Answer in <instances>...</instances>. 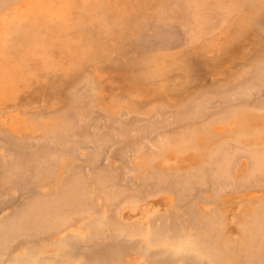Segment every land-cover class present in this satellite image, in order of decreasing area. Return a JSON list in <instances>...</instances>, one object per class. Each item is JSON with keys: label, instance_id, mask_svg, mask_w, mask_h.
Returning a JSON list of instances; mask_svg holds the SVG:
<instances>
[{"label": "rangeland", "instance_id": "rangeland-1", "mask_svg": "<svg viewBox=\"0 0 264 264\" xmlns=\"http://www.w3.org/2000/svg\"><path fill=\"white\" fill-rule=\"evenodd\" d=\"M185 0H141V1H139V3H138V7H136V14L131 18V20L132 21H136L137 22V24H135L136 25V28H135V25H132L130 28H131V35L128 37V38H132V37H134V39H137V38H145V35H148V33L149 34H151L152 33V31H153V33L155 32V31H158V33L157 32H155L154 34L152 33V35H150L151 37H153V35L155 36L156 34L158 35V38L159 37H162L161 39H163L164 37H165V41H166V43L165 42H162V43H160L161 42V39L159 40L160 42H155V43H153L155 40H153V39H155L156 37H153V39H152V44L151 43H146L145 44V46H141V49H142V51H143V53L145 54V53H147V55L146 56H150V57H157V56H159V55H163V54H177V55H182V54H187V55H185V57L181 60V61H179L178 62V64H177V66L175 67V68H169L170 70H168L167 71V73L165 74V75H163V76H160V77H156V76H152V75H150V76H148V75H144V74H139V73H136L135 71H133V69L132 68H129V66H128V61L127 60H125V59H123V57H121L120 55H117V56H115V58H114V61L112 62V63H106V64H102L100 67H99V69L98 68H92V66H89L87 69H86V72H85V74H86V76L88 75V74H90V76L92 77V75L94 74V72H95V75L93 76L94 78H93V85L91 86V88L89 89V87L90 86H88L90 83H88V82H90V80L87 82V83H85L86 85L84 86V84H83V82H81L83 79H80V81L77 83H74L73 84V86L72 87H68L69 85H72V83H71V81L69 80V79H66V80H62V79H60L58 76H55V77H47V76H39V79H38V83H36V84H30V83H28V86H25L24 88H26V92L24 93H21L20 95H17L16 97H15V100L13 101L14 103H15V105H11V106H13V107H10L11 109V111L10 112H12L13 114H14V117L15 118H18L19 120L18 121H22V120H24L25 118H27V119H31V120H37V125L40 127V128H38L39 130H41V129H43V128H46V127H49L50 128V130H51V134L53 135V137H51L50 138V140H48L49 138H47V139H44V141H46L47 140V142L46 143H44V141H39L41 144H39V142H23V143H25L26 145H27V148H26V145L25 144H23V143H16L18 146L20 145V149H14V145H12V144H14L13 142H10L9 140H7L6 138H3V137H1V135H0V201H2V202H0V220H2V219H6L5 217H9V215H11L12 216V214L14 215L15 213H16V215H18L19 213L18 212H23L24 210H26L27 208L29 209L30 207H32V208H36V207H39L38 205H40L41 206V209H43L44 208V210H41V211H39V210H37L36 209V213H32L30 216L32 217H30V219H29V221L27 222V223H25L26 222V219H25V221H24V223L23 222H21V223H23L24 224V228L23 229H25L24 230V234H26L27 235V238H28V240H27V238H26V235H24L25 237H21V234H18V236H20V238H22V240L20 239V238H17L16 237V235H17V233L19 232H17V233H15L16 235H13L11 238H13V241H11V240H7V241H11V242H7L6 241V250H3L4 252H5V254L6 255H2L1 256V258H0V261L2 262V263H4V264H6V262L9 260V257H12L19 249H20V247H24L25 246V249H26V251H25V253L24 254H26L27 255V251H28V253H30V251H31V254H28V256L27 257H29L28 258V260H31V261H28V260H26V261H28L26 264H36V262L39 264V262H40V264H45V263H48L47 261H48V259L50 258L51 260H52V262H49L50 264H129V263H135V264H175V262H176V260H177V264H182V263H186V261H181L180 260V255L179 256H177L176 255V257H175V255L174 254H171V255H173V256H170V257H168V253H167V255H166V250L168 249V248H174L173 246V244L178 240L179 241V239H180V237H181V235H182V232L184 233L185 231H191V232H194L195 230H196V228L200 225V223H202L203 221V219L205 218V217H207V216H210L211 214H213L212 212H214V222H215V224L216 225H214L213 223L214 222H209V225L211 224V226L212 227H214V228H210V227H208V228H210L209 229V235H212V237H214L212 240H211V242L213 243L212 244V246L214 247V248H210L209 250L211 251V252H214V250H215V252L214 253H217L216 255H218V258H219V260H220V258H222L223 257V255H224V257H225V254L224 253H231V254H229L228 255V259H226L227 261L229 260H234V261H232V263H231V261L229 262H225L226 260H225V258H222L221 259V261H220V263H219V261H217V262H215V263H213V264H234V263H236V261L237 262H239L238 264H264V227H262L263 228V230L262 229H260V228H258V229H256V234H255V232H249L248 234L247 233H245L244 234V236H243V234H242V226H243V224H248L249 225V217L250 216H254V215H256V214H258L257 213V209H256V204L258 203V201L260 202V201H264V185H262L263 183L262 182H260V181H258V180H255L256 182H260L261 183V187L260 188H258V186L255 184H253V180L254 179H256V177L258 176V178L257 179H260V178H263V177H260L259 176V174H257V173H255V174H257V175H255V176H253L254 178H252V176L251 177H249L250 176V172H251V170H249V168H248V166L250 165L249 164V162H250V160H249V156H250V149H249V152H248V147L249 146H247V148H246V145H251V144H254L256 141H259L260 142V140L262 141V140H264V126H263V123H264V119H263V117L260 115L259 116V114H261L260 112H259V109L261 110V107L259 106V105H264V86L260 83V82H262L263 80L262 79H260L259 78V73L260 74H263V70H264V0H255L256 1V6H255V1L254 0H248V1H246V0H229V2L230 1H232L233 2V4L234 5H236V6H239L238 8H236V9H234L233 10V13L234 14H232V9L233 8H235V7H233L234 5L233 4H230V3H232V2H228V0L226 1L227 3H228V5H227V3H225V0H222L223 2L221 3V0H220V5H222L223 3H225V5H227V7L225 6V8H224V6H222V9L223 10H225L226 8H227V10L226 11H228V10H230L229 8H231V12L230 11H228V12H226V11H224L223 12V14L222 15H225L226 13H228V15L226 14L224 17L221 15L220 16V14L222 13V11L221 12H218L219 13V15L217 14V12L216 13H212V10L214 9V12L218 9V7L220 8V5L219 4H217V3H219V2H217V1H219V0H204V2L203 1H201V0H195V4H192L193 2H194V0L193 1H191L190 0V2H192V3H189L188 1L189 0H186L187 1V3H186V1L184 2ZM198 1H200L199 2V7L201 6L202 8H199L200 9V12H201V10L203 9V11L205 12V13H207L206 15H205V13L203 12H201V14H203L202 16H201V14L199 15V14H197V13H195L197 10V6H195L196 5V2L198 3ZM217 3H216V2ZM239 3H238V2ZM243 1V2H242ZM121 2V1H120ZM174 2V3H173ZM205 2H207L208 4H206ZM211 4H210V3ZM213 2H214V4H216V6H217V9L216 8H214L213 7V9H212V7L211 6H213L214 4H213ZM236 4H235V3ZM240 2H242V3H240ZM173 3V4H172ZM186 3V7H188V8H186L185 7V5H183V4H185ZM201 3V4H200ZM203 3H205V4H203ZM244 3V4H243ZM253 3V4H252ZM187 4H189V6H191V7H189ZM239 4V5H238ZM173 5V6H172ZM203 5H204V7H203ZM229 5H231V7H229ZM240 5H242V6H240ZM248 5V6H247ZM255 7H254V6ZM170 8H169V7ZM192 6H194L193 8L195 9V11H192V13L195 15V17L197 16V15H199L198 16V18H200V16L201 17H203L204 18V16H207L206 18V20L209 22L210 21V15H209V13L211 14L212 13V19H213V21H211V23H210V26L208 27L209 28V31H208V28H207V24H209V23H207L206 24V22L207 21H205V20H203V18H200L199 20H198V18L196 19V20H194L195 19V17H194V15L192 16V13L191 12H188V10L187 9H190L189 11H191V10H193V9H191L192 8ZM215 6V5H214ZM244 6V7H243ZM185 7V8H184ZM207 7H210V8H208V10L206 9ZM229 7V8H228ZM251 7V8H250ZM181 9L182 11H180V12H183L182 14H183V16H184V14H185V16H184V18L181 16L182 14L179 12V10L178 9ZM183 8V9H182ZM170 9V10H169ZM177 9V10H176ZM198 9V10H199ZM211 9V12L209 11ZM216 9V10H215ZM238 9V10H237ZM241 9V10H240ZM174 10V11H173ZM221 10V9H220ZM219 10V11H220ZM170 11V12H169ZM185 11V12H184ZM209 11V12H208ZM257 11V12H256ZM174 12V13H173ZM175 12L177 13L176 15H175ZM140 14H142V15H140ZM149 14V15H148ZM168 14V15H167ZM179 14H181L180 16H179ZM187 14H188V17H189V19H191V18H194L193 20L196 22V23H192V19H191V21H190V23H192V27H193V25L194 26H197V25H195V24H197V22H201V23H203V21H205L204 22V25H206V26H203L202 27V25H201V23H200V25H201V27H202V30L204 29V31L206 30V32H209V33H206V32H203V31H201L200 30V25L199 26H197V27H199V30L202 32V33H204V35H201V36H203V37H205L204 38V40H202L203 38H200V39H197V42H193V37L192 36H194V34L196 33V29H195V27H193V28H191V31L190 32H188V33H190L191 35H189V39H190V37L192 38V42L190 41V40H188V39H186L187 40V42L189 43V42H191V43H193L192 44V47H190L191 46V43H187V45H189V46H187V45H185L186 43V41H185V39H184V37L186 36V35H188V34H184L183 32L185 31V29H187L188 27H189V29H190V23H189V19L188 20H186L188 17H187ZM191 14V16H189ZM197 14V15H196ZM217 14V15H216ZM232 14V15H231ZM158 16V17H156V16ZM160 15V16H159ZM140 16V17H139ZM180 18V20L178 19V17ZM153 17V18H152ZM161 17V18H160ZM171 17H173L172 19H171ZM176 17V18H175ZM181 17H182V19H183V22L186 24H184V26L183 27H185L184 28V30L182 29L183 27L181 26V25H179V21L183 24V22H182V19H181ZM186 17V18H185ZM191 17V18H190ZM142 19V22L140 23V19ZM166 18V19H165ZM177 19V20H175V19ZM208 18H209V20H208ZM159 19H160V21H159ZM168 19H169V21H168ZM185 19V20H184ZM205 19V18H204ZM211 19V20H212ZM224 19V20H223ZM226 19V20H225ZM166 20H167V22H166ZM171 20H172V22H171ZM179 20V21H178ZM203 20V21H202ZM155 21V22H154ZM162 21V22H161ZM178 21V23H174V22H177ZM193 21V22H194ZM166 22V26H165V28H164V23ZM173 23V24H171V23ZM168 23V24H167ZM180 23V24H181ZM187 23H189V24H187ZM141 24H143V26L141 25ZM176 24H178L179 25V27H178V25H176ZM214 24V26L215 27H213V26H211V25H213ZM141 25V26H140ZM170 25V26H169ZM176 27H175V26ZM189 25V26H188ZM139 28H138V27ZM148 26V27H147ZM174 26V27H173ZM188 26V27H187ZM154 27V28H153ZM155 27H156V30H155ZM171 27H172V29H171ZM196 27V28H197ZM210 27H213V29L211 28V30H210ZM144 28V29H143ZM170 28V29H169ZM175 28H176V30L179 32V34H178V32L175 30ZM180 28H181V30H180ZM154 29V30H153ZM167 31H166V30ZM193 29H195L194 31H192ZM169 30H171V31H169ZM173 30H175V31H173ZM183 30V31H182ZM198 30V31H199ZM199 31V32H200ZM169 32L172 34V36H174V37H172L171 36V34H169ZM174 32V33H173ZM177 32V34H178V38L179 39H177V34L175 35V33ZM186 32H187V30H186ZM185 32V33H186ZM193 32V33H192ZM195 32V33H194ZM147 33V34H146ZM159 33H161V34H159ZM182 33V35L184 36V37H182V35H180ZM197 34L199 35V34H201V33H198L197 32ZM197 34H195V36H197ZM208 34V35H207ZM211 34V35H210ZM168 35H170V36H168ZM207 35V36H206ZM210 35V36H209ZM176 36V37H175ZM195 36H194V38H195ZM147 37V36H146ZM148 37H149V35H148ZM150 37V38H151ZM170 37V38H169ZM181 37H182V39H184V40H182V41H185L184 42V46H183V42H181ZM198 37V36H197ZM196 37V38H197ZM209 37V38H208ZM186 38H187V36H186ZM195 38V39H196ZM208 38V39H207ZM151 40V39H150ZM169 40H170V42H169ZM172 40H173V42H172ZM179 40V41H178ZM199 40V41H198ZM206 40H208L207 42H205ZM177 42L178 41V43H177V45H176V43H174V42ZM200 41H203V42H201V44H200ZM168 42L170 43V44H168ZM179 42L181 43V45L183 46H178V44H179ZM205 42V43H204ZM159 43L162 45V44H164V46L166 45V46H170V47H166L165 46V49L163 48L164 46L162 45H160L159 46ZM151 45V46H153L154 47V49H153V47H152V49H151V46H149V45ZM154 44V45H153ZM157 45V46H156ZM174 45V46H173ZM196 45V46H195ZM172 46V47H171ZM176 46V47H175ZM178 46V47H177ZM197 46H200V47H197ZM144 47V48H143ZM156 47H159L158 49L156 48ZM181 47V48H180ZM148 48H150V49H148ZM156 48V49H155ZM164 49V52H161V49ZM184 48V49H183ZM187 48H188V50H187ZM148 49V50H147ZM162 49V50H163ZM174 50V51H171V50ZM178 49V50H177ZM181 49V50H180ZM151 50H156L155 52H157V53H159V51H160V53L159 54H153V53H155V52H152ZM165 50L167 51V50H170L169 52H171V53H168V52H165ZM175 50H177V51H175ZM186 50L188 51V52H186ZM146 51H148V52H146ZM152 53H151V52ZM180 51V52H179ZM186 52V53H185ZM151 54V55H150ZM160 62H162V60H159ZM165 64H168V63H166L165 62ZM260 65H261V67H260ZM258 68V69H257ZM88 70V71H87ZM92 70H94V72H92ZM91 73H90V72ZM244 71H245V73H244ZM256 71V72H255ZM248 72V74H249V76H247L248 74H246ZM262 72V73H261ZM244 73V74H243ZM256 73H258L256 76H258V78H257V81H256V83L258 84V86L260 85L261 86V88L263 87V91H262V89L261 88H259L258 86H257V84H256V86L260 89V91H259V89L257 88V92H256V95H257V93H259L256 97H254L255 96V94L253 93V91L255 90V89H253V87L255 88L256 86H255V84L253 85V83L255 82V81H252L253 83H250L251 81V77H253V75H254V77L256 78V76H255V74ZM244 75V77H245V74H246V81H248L249 79H248V77L250 78V82L247 84V86L245 85V83L243 84V81H245V80H243L244 79V77H243V75ZM162 75V74H161ZM242 75V76H241ZM250 75H251V77H250ZM89 76V75H88ZM264 76V75H263ZM263 76H261V77H263ZM90 77V78H91ZM241 77H243V79L241 78ZM236 78H237V80L238 81H236ZM239 78V79H238ZM95 79V80H94ZM186 79V80H185ZM240 79H242V80H240ZM254 79V78H253ZM261 81H260V80ZM258 80L260 81V82H258ZM81 82V83H80ZM92 82H91V84H92ZM236 84H235V83ZM238 82H242V86L244 85V86H246L247 88L245 89V87H244V91H248L247 92V94H249V93H252L253 94V96H250V95H252V94H249V98H247L248 97V95L247 94H245V96L247 95V97L245 98V96H243L242 95V89H237V86L236 85H238V88L240 87L239 86V84H238ZM263 84H264V82H262ZM81 86H80V85ZM90 84V85H91ZM99 84H100V86H99ZM214 84V85H213ZM235 84V85H234ZM241 84V83H240ZM31 85V86H30ZM231 85H233V88H230V87H232ZM83 86V87H82ZM8 87H11V86H8ZM68 87V88H67ZM77 87V88H76ZM84 87H86L85 89H86V91H88V92H86L85 90V93L83 92V91H79V90H83L84 89ZM88 87V88H87ZM100 87H101V89H100ZM211 87V88H210ZM220 87V88H219ZM223 87V88H222ZM227 87V88H226ZM249 87H251V89L249 88ZM67 88V89H66ZM93 88V89H92ZM219 88V89H218ZM228 88H230V89H228ZM66 89V90H65ZM77 89V90H76ZM211 89V90H210ZM214 89V90H213ZM222 89V90H221ZM89 90H90V92L91 93H89ZM92 90V91H91ZM201 90V91H200ZM207 90V91H206ZM218 90V91H217ZM230 90V91H229ZM235 91V92H233V91ZM240 90H242L241 92H240ZM220 91V92H219ZM225 91V92H224ZM243 91V92H244ZM256 91V90H255ZM78 93L79 94V92L83 95V94H85V95H87V96H84V99H85V101H83V105H86L85 107L82 105V106H80V104H79V99L81 98V96H80V98L78 97V100L77 99H74L75 97H73L74 96V94L73 93ZM83 92V93H82ZM197 92H198V94H197ZM233 92V93H232ZM238 92H240L239 93V95H238ZM88 93V94H87ZM175 93V94H174ZM209 93V94H208ZM230 93H232L233 94V96L235 97H231L232 96V94H230ZM237 93V94H236ZM90 94V95H89ZM194 94V95H193ZM205 94H207V98H205ZM221 94V95H220ZM224 94V95H223ZM235 94V95H234ZM241 94V95H240ZM262 95L263 97H261V98H259L260 96L259 95ZM92 95V96H91ZM191 95H192V97H191ZM208 95H212V98L214 97V98H217V99H214V101H212L213 99H211V97L209 96L208 97ZM220 95V96H219ZM227 95V96H226ZM230 95V96H229ZM95 98H94V97ZM134 96H137L138 97V99L140 100V103L139 104H142V103H144V102H151V103H149V106L151 107L149 110H148V104L146 103L145 104V106H137L138 108H139V110H137V112H136V110L135 109H132L134 112H136L137 114L135 115L134 113H126L125 111H119L121 108L122 109H130L131 110V108H130V105H132L133 103H132V101H133V97ZM227 97V99H224L223 97ZM236 96H241V99H240V97L238 98H236ZM242 96H243V98H242ZM91 97V98H90ZM101 97H103V99L101 98ZM194 97V98H193ZM220 97H221V99H220ZM230 97V98H229ZM251 97V98H250ZM104 98H106V99H104ZM188 98H192V99H189L188 100ZM206 100H205V99ZM223 98V99H222ZM234 99V101H233V99ZM245 98V99H244ZM263 98V99H262ZM88 99V100H87ZM194 99H195V101H194ZM197 99V100H196ZM199 99H204L206 102H210V105H211V107H210V105L208 106L207 105V108L209 107V108H212V111L211 110H207V111H202L201 112V108L203 107L204 109L203 110H205V109H207V108H205L206 106H205V104H206V102L204 103V101H202V100H199ZM208 99V100H207ZM211 99V100H210ZM230 99L232 100L231 101V104H232V106L234 107V105H236L237 103H243V102H245V101H243V102H241L243 99L244 100H246V101H248V103H245L246 104V108L247 107H249V108H247L246 109V111H247V114H249V113H251V116L253 115L254 117H250L249 118V122H250V124H252L253 126V129L251 130V131H244L243 130V128H242V126L239 124V122H237L236 120H233L232 122H231V124H232V126H230V128L233 130V133L232 134H230L229 133V127L227 128H225L224 130H222V131H216V130H210V124H209V122H210V119L208 120L209 122H204V123H206L205 124V126L206 127H204V124H202L203 123V121L204 120H207L208 119V117H211V115L213 114V113H216V111H217V113L218 114H220V113H222V112H220L221 111V109L223 108V110H225V109H228V108H226V107H229L230 105H229V101H230ZM239 99V100H238ZM248 99V100H247ZM174 100H176V102L175 103H170V102H174ZM188 102H187V101ZM210 100V101H209ZM219 100V101H218ZM226 100V101H225ZM250 100V101H249ZM258 100V101H257ZM78 101V102H77ZM168 102V103H163V102ZM186 101V102H185ZM192 101H194V102H192ZM198 101H200V102H202V105H204V106H202L201 108L199 107L200 105H201V103H200V105H199V103H198ZM240 101V102H239ZM87 102V103H86ZM105 102V103H104ZM183 103V102H185V104L184 105H182V107L180 106V107H177V105L179 104V103ZM225 102H227V103H225ZM235 102V103H234ZM77 103V104H76ZM132 103V104H131ZM160 103H163L165 106H163V105H161ZM170 103V104H169ZM177 103V104H176ZM192 103V104H191ZM198 103V104H197ZM204 103V104H203ZM215 103V104H214ZM222 103H223V105H222ZM234 103V104H233ZM252 103H254V104H252ZM261 103H263V104H261ZM161 106H160V105ZM195 104H197V105H195ZM244 104V103H243ZM244 104V105H245ZM248 104H249V106H248ZM76 105H78V106H76ZM216 105V106H215ZM239 105V104H238ZM238 105H236V106H238ZM242 105V104H241ZM243 105V106H244ZM252 105H254V106H252ZM258 105V106H257ZM95 108H94V107ZM101 106V107H100ZM148 106V107H147ZM185 106V107H184ZM193 106V107H192ZM223 106V107H222ZM232 106H230L229 107V109L228 110H230V109H232L233 107ZM79 107V108H78ZM83 107V108H82ZM127 107V108H126ZM146 107V108H145ZM156 107H158V108H156ZM163 107V108H162ZM190 107V108H189ZM195 107H196V109H195ZM220 107H221V109H220ZM258 107V108H257ZM81 108H82V110H81ZM85 108H86V110H85ZM90 108H92V109H90ZM154 108V109H153ZM160 108H162L161 110H160ZM170 108V109H169ZM185 108V110L186 111H184V110H182V109H184ZM189 108V109H188ZM208 108V109H209ZM214 108L216 109V111L214 110ZM218 108H219V110H218ZM253 108H257V110L256 109H253ZM262 108H264V106L262 107ZM20 109H23V110H27V109H42V110H45V111H48L49 112V114H50V116H47L46 117V114L45 113H43V112H37V113H31V112H22V111H20ZM64 109H66V111L68 110V109H70V110H72V112L70 111V110H68L67 111V113L68 112H70V113H66L65 111H63L64 112V114L62 113V111L61 110H64ZM182 110V112H181V110ZM192 109V110H191ZM198 109V110H197ZM248 109H251L249 112H248ZM99 110V111H98ZM159 110V111H158ZM169 110V111H168ZM177 110V111H176ZM199 110H200V112H201V114H202V116H201V114H200V117H202V120H200L199 121V119H201L200 117H198V119H197V115H199ZM222 110V111H223ZM256 111V113H255V111ZM60 111H61V113H60ZM83 111H85V112H83ZM102 111H104V112H102ZM119 111V112H118ZM153 111V112H152ZM175 111H176V113H175ZM187 111H190V112H187ZM198 111V112H197ZM254 111V112H253ZM77 112H79V113H77ZM87 112V113H86ZM152 112V113H151ZM171 112V115L169 114ZM173 112V113H172ZM183 112L185 113L186 112V114H188V113H190L191 115H189V118L190 117H192V118H190V119H188L187 117V115H185L184 114V116H183ZM192 112V113H191ZM194 112H197V113H194ZM204 112V113H203ZM210 114H209V113ZM213 112V113H212ZM59 113V114H58ZM74 113V114H73ZM124 113V114H123ZM155 113H157V114H155ZM158 113H159V115H158ZM163 113V114H162ZM208 115H206V114ZM259 113V114H258ZM38 114H41V115H38ZM43 114V115H42ZM54 114V115H53ZM78 114H80L81 116L80 117H78L79 115ZM86 114H88L87 116H85ZM108 114V115H107ZM130 114V115H129ZM155 114V115H154ZM172 114H174V117H173V115ZM180 114V115H179ZM204 114V115H203ZM256 114V115H255ZM17 115V116H16ZM48 115V114H47ZM68 115V118L66 119L64 116H67ZM78 115V116H77ZM82 115L84 116V117H82ZM91 115V116H90ZM104 115V116H103ZM118 115V116H117ZM121 115L123 116V117H121ZM126 115V116H125ZM162 115H163V117L165 116V115H167L166 117H164L165 119H163V118H161L162 117ZM179 115V116H178ZM181 115L185 118V120H184V118L183 117H181ZM196 115V116H195ZM210 115V116H209ZM258 115V116H257ZM62 116H63V118H65V119H63L62 118ZM95 116V117H94ZM138 116H140V117H138ZM148 116V117H147ZM155 116V117H154ZM156 116H158V118H159V116H160V118L158 119ZM169 116V117H168ZM171 116L174 118V119H176V120H173V118H171ZM181 117L180 119L178 118V117ZM207 118H206V117ZM70 117L73 119V121H72V119H70ZM93 117H94V121H93ZM105 117V118H104ZM125 117V118H124ZM133 117H136V118H133ZM206 119H205V118ZM214 117V116H213ZM262 117V118H261ZM75 118H76V120H75ZM98 118H99V120H98ZM106 118H108V119H106ZM129 118V119H128ZM139 118V119H138ZM142 118V119H141ZM146 120H145V119ZM150 118V119H149ZM159 120V122H158V120ZM183 118V121H185L184 123V126L182 127L183 129L185 128L187 131H185V129H184V132H183V134H181L182 136L183 135H185L184 133L185 132H189V133H194L193 132V129H194V126H193V124H195V123H197V120L199 121L198 123L199 124H202L201 126H199V124L198 125H196V126H199V127H201V129H203L204 128V130H203V133L201 134H199V132H201V131H199L198 133H197V131H195V133H197V137H198V142H197V144H199V146L201 147V148H203L202 149V151H203V153H201V152H199V153H196V152H188L186 155L185 154H179V156H178V154H175L176 155V157H174L173 156V154L174 153H172L171 151H170V149H167V150H163L164 149V146H162V148L163 149H161L160 150V146H158V147H154L156 150H157V148H159L157 151L156 150H154V148H153V153L152 154H150V153H148L149 151L148 150H150L152 147V141L153 142H155L156 141V138L158 139L159 138V136H160V134L162 135V136H164L163 135V133L165 134V133H168L169 131H171V132H173L174 131V133H177V134H179L178 133V131H177V129H180V128H178L179 127V125L180 124H182L183 125V123H180V120ZM195 120H194V119ZM259 118V119H258ZM68 119H70V120H68ZM84 119V120H83ZM86 119V120H85ZM102 119H103V121H102ZM124 119V120H123ZM143 119H144V121H143ZM150 120V124H152V126L147 122H145V121H147V120ZM153 119V120H152ZM156 121H155V120ZM168 119H170L169 121H167ZM172 119V120H171ZM204 119V120H203ZM80 120L82 121H84V123L86 124V125H84V123H83V121L82 122H80ZM98 120V121H97ZM116 120V121H115ZM121 120V121H120ZM148 120V121H149ZM165 120H166V122H165ZM178 120V121H177ZM188 120V121H187ZM193 120H194V122H193ZM66 121V122H65ZM68 121H70L71 123H72V125L69 123V125H67L68 124ZM79 122L78 124L77 123H75V122ZM93 121V122H92ZM120 121V122H119ZM153 121H155V122H153ZM175 121H177V123L175 122ZM211 121H212V119H211ZM62 122V123H61ZM89 122V123H88ZM94 122H96V123H94ZM127 122H129V123H127ZM143 122V123H142ZM145 122V123H144ZM175 122V123H174ZM179 122V123H178ZM181 122H182V120H181ZM187 122H189V123H187ZM58 123H59V125H58ZM64 123H67V124H64ZM82 123V124H81ZM117 123H119V124H117ZM124 123V124H123ZM125 123H127V124H125ZM132 123V124H131ZM138 123V124H137ZM140 123V124H139ZM163 124V126H162V124ZM165 123H172L171 125H169L168 124V126H167V124H165ZM176 125V124H178L177 125V128L176 127H174V124ZM79 124H81V125H79ZM130 124H131V126H130ZM145 124V125H144ZM149 124V125H148ZM158 124H159V126H158ZM165 124V125H164ZM186 124H191V126H193L192 128L191 127H189V125L187 126ZM56 125L58 126V127H56ZM64 126V127H62V126ZM65 125L67 126V127H65ZM71 125V126H70ZM90 125V126H89ZM101 125V126H100ZM112 125V126H111ZM114 125H116L115 127L116 128H114ZM128 125V126H127ZM156 125V126H155ZM162 126V128H161V126ZM185 125H186V127H185ZM70 126V127H69ZM88 128H87V127ZM103 126V127H102ZM138 126H139V128H141L142 129V127L144 126V127H146L147 128V130L146 129H140V130H138ZM142 126V127H141ZM150 126V127H149ZM153 126H155V127H153ZM157 126H158V128H157ZM167 126V127H166ZM195 126V127H196ZM207 126H209L208 128H209V130H207L206 128H207ZM0 127L3 129V130H5V129H7L9 126L7 125V124H3V123H0ZM55 127H56V130H55ZM61 127V128H60ZM79 127H81V128H79ZM120 127V128H119ZM134 129H132V128ZM175 129H174V128ZM181 127V126H180ZM198 127V128H199ZM57 128H60L61 130H60V132H57L58 130H57ZM64 128L66 129V130H64ZM77 128V129H76ZM86 129V131H84L85 129ZM90 128H92V130L90 129ZM96 128V130H94ZM98 128V129H97ZM108 128V129H107ZM113 128L114 129H118V130H114L113 131ZM122 128H123V130H122ZM126 128V129H125ZM148 128H153L154 129V132H153V129H152V134H151V132H150V130L148 129ZM156 128V129H155ZM165 128V129H164ZM167 128H169V129H174V130H167ZM182 128L180 129L181 130V133H182ZM62 129H63V131H62ZM70 129V130H69ZM78 129H82V130H80V131H78ZM84 129V130H83ZM136 129V130H135ZM161 129H164V130H161ZM241 129L243 130V141L245 142V144H243V146L247 149V153L249 154L248 156H247V153H245V151H242V152H244L243 153V156L244 155H246V156H242L241 154H240V156H238V158L239 159H237L236 160V158H234L233 160L234 161H236L235 163H236V165H233V164H235L232 160L230 161V159H232L233 158V156L232 155H234V153L232 154L231 152H234L235 150H236V156L240 153V150L239 149H243V150H246L245 148H243V147H240L239 148V146L240 145H238V148H236V146L237 145H235V144H233V146H235V150H233V149H229L230 150V154L229 153H227V154H229V155H231V157L232 158H230L229 156V158L230 159H228V161L230 162H226L227 164L226 165H233V166H236V167H233V168H236L235 169V174L233 173V168H232V170H231V166H230V169L228 168V166L225 168V163H223L222 164V167H223V169L225 170H221V172H220V174L223 172V173H225V174H227V172L228 171H230L231 172V174H229L230 175V177H232L231 178V180L232 179H235V185H233V183H232V185L234 186H230V188H229V184H226L225 186L227 187V189H229L226 193H223V194H220V193H217L216 191H217V189L216 188H218V186H215L214 187V185H218V183H219V180L221 181L220 183H225L226 181H230V180H224V179H227L226 178V175L224 174V178H222V180H224V182H222V180L221 179H219V177L217 178L215 175V173H214V171H212L213 169H214V167H212L211 165L213 164V163H216V162H220V160H222V158H224V157H226L227 156V154H225V156L223 157V155L221 154V152H224V151H226V149L228 148V147H226V149L223 147V149L221 148V152L219 153V149H217V151H218V154H217V151H214V150H216L215 148L216 147H213V150H210L209 152L211 153V151H214L213 153L215 154V156H214V154L211 156L212 158H217L216 157V154L217 155H219V154H221L222 155V158H219L218 157V159H219V161L217 160V159H215L216 161L214 162L213 161V159L211 158L210 160L209 159H207V158H209V157H204L203 156V154H204V151L206 150V151H208V147L210 146V145H212L211 144V142L212 141H217L218 139H221V141H223V139H226L228 136H234V138H239L240 137V134H239V131H241ZM89 130V131H88ZM103 130V131H102ZM105 130H106V132H105ZM108 130V131H107ZM125 130V131H124ZM130 130H131V133H130ZM138 130V132H136ZM146 131V133L145 132H143V133H141L142 131ZM161 132H160V131ZM166 130V131H165ZM175 130H176V132H175ZM198 130H200V128L198 129ZM70 131V132H69ZM73 131H75V133L73 132ZM89 133H88V132ZM94 131V132H93ZM99 131H101L102 133H104V134H107V136L106 135H104V138H103V145H104V143L105 142H109V141H107V139H108V136H109V139L108 140H110V137L112 136V137H114V138H112L111 137V140H110V142H109V144H107L106 145V143H105V146L103 147V145H101L102 144V134H100L101 132H99ZM119 131V132H118ZM128 131V132H127ZM57 133V135H56V133ZM62 132V133H61ZM101 135V137H100V135H98V133ZM111 134H110V133ZM116 132V133H115ZM123 132V134H121V133ZM148 132H150V133H148ZM160 132V133H159ZM180 132V131H179ZM205 132V133H204ZM214 132H217V134L218 135H216ZM34 133H35V131H34ZM64 133H68L67 135H69L68 137H67V135L66 134H64ZM77 133V134H76ZM78 133H81L80 135H81V137H80V135L78 134ZM114 133V134H113ZM119 133H120V135H119ZM129 133V134H128ZM139 133V134H138ZM145 133V134H144ZM148 133V134H147ZM159 133V134H158ZM173 133V134H174ZM194 133V134H195ZM210 133V134H209ZM31 134H32V132H31ZM37 134H38V132H37ZM37 134L35 133L34 135L35 136H37ZM73 134V135H72ZM74 134L75 135H77L76 137L74 136ZM85 134V135H84ZM88 134H90V135H88ZM128 134V135H127ZM136 134L138 135V136H136ZM141 134V135H140ZM145 136H144V135ZM156 134H157V137H156ZM168 134H171V135H173L172 133H168ZM167 134V135H168ZM213 134V135H212ZM38 135H40V133L38 134ZM59 135V136H58ZM79 135V136H78ZM87 135H88V137H87ZM98 135V137H96ZM116 135V136H115ZM123 135H125V136H123ZM127 135V136H126ZM132 135L133 136H136V137H138V138H136V137H132ZM147 135V136H146ZM154 135V136H153ZM159 135V136H158ZM180 135V136H181ZM187 135H188V133H187ZM191 135H193V134H190V136ZM83 136H85V137H83ZM92 136H95V137H93V138H91ZM106 136V137H105ZM119 136V137H118ZM122 136V137H121ZM143 136L144 138H146V140H145V142H147V141H149V137L151 136L152 137V141H151V139H150V141H151V143H147V144H145L146 146L147 145H149V149H148V146H147V148H145V150L147 151H145V155H146V153H148V155H153V156H150V157H147V156H145L144 154H143V156L141 155L144 151H142V149L145 147V145H144V147L142 146V148L140 149H137L135 146H140L141 147V145L140 144H142L143 145V142H144V138H141V137ZM162 136H160V137H162ZM166 136V135H165ZM163 137V138H161V139H166V140H164L165 141V149H166V143H168V142H170L171 140H169L170 138H168L170 135H168V136H166V137ZM190 136L188 135V137H189V139L188 140H190L191 138H190ZM195 136V135H194ZM194 136H192L193 138H194ZM231 136V137H232ZM67 137V139H65ZM80 137V138H79ZM126 137V138H125ZM128 137V138H127ZM147 137H148V139H147ZM150 137V138H151ZM155 139H154V138ZM172 137H175V135L174 136H172ZM171 137V138H172ZM176 137H179V136H177L176 135ZM175 137V139L174 140H172L173 141V143H169L167 146H171V144H174V142H178V139ZM184 137V136H183ZM54 138V139H53ZM57 138V139H56ZM73 138V139H72ZM77 139V141H80V142H77V141H75L76 139ZM79 138V139H78ZM87 138H88V140H87ZM92 140H91V139ZM97 138V139H96ZM123 140H122V139ZM133 138V139H132ZM136 138V139H135ZM182 138V137H181ZM4 139H6V141H7V145H5L6 144V142H5V140ZM56 139V140H55ZM72 139V140H71ZM95 139V140H94ZM124 139H125V143H124ZM135 140V142L137 143V145L134 143V141H131V143H130V140ZM143 139V140H142ZM160 138L158 139V140H161ZM169 141H168V140ZM185 139V138H184ZM52 140V141H51ZM60 140V141H59ZM66 140V141H65ZM82 140V141H81ZM100 140V141H99ZM105 140V141H104ZM114 140V142H112ZM117 140H119V141H117ZM121 140V141H120ZM139 140V141H138ZM143 141V142H141V141ZM157 140V141H158ZM193 140H195V139H193ZM50 141V142H49ZM57 141H59V143L57 142ZM67 141H68V143H67ZM71 141V142H70ZM91 141H93V142H91ZM95 141H96V143H97V145H96V143H95ZM149 141V142H150ZM157 141H156V143H157ZM166 141H168V142H166ZM181 141V140H180ZM186 141H187V138H186ZM1 142H3V144L1 143ZM10 142V143H9ZM52 142V143H51ZM57 142V143H56ZM83 142V143H82ZM112 142V143H111ZM117 142H119V143H117ZM127 142H129V144H131V147H128V146H130ZM160 142V144L161 145H163L162 143H163V141H162V143H161V141H159ZM158 142V143H159ZM185 142V141H184ZM182 143V141H181V143L182 144H186V143ZM9 143V144H8ZM43 143V144H42ZM50 143V144H49ZM61 143V144H60ZM76 143V144H75ZM78 143V144H77ZM117 143V144H116ZM123 143H124V145L125 146H122L123 145ZM140 143V144H139ZM23 144V145H22ZM36 146H35V145ZM44 144H46V146H44ZM49 144V146H47ZM52 144V145H51ZM55 144H59L58 146L57 145H55ZM68 144V145H67ZM113 144V145H112ZM119 144V145H118ZM128 144V145H127ZM4 145V146H3ZM10 145V146H9ZM17 145H16V147H17ZM22 145V146H21ZM33 145V146H32ZM39 145L40 146H42L43 145V147H45V149H47V150H44V151H41V149L40 148H42V147H40L39 148ZM53 145H55V147L53 146ZM66 145H67V147H69V149L66 147ZM70 145H72V147L70 146ZM93 145L94 146H96V147H94V148H92L93 147ZM111 145V146H110ZM155 145V144H154ZM153 145V146H154ZM158 144H156L155 146H157ZM242 145V144H241ZM12 146V147H11ZM24 146V147H23ZM30 146H32V147H30ZM51 146V147H50ZM90 146H91V148H90ZM101 146H102V148H101ZM183 146V145H182ZM252 146H254V145H252ZM15 147V148H16ZM35 149H34V148ZM36 147H37V149H39V150H37L36 149ZM48 147V148H47ZM53 147V149H54V151H53V149L50 151V149ZM58 147V148H57ZM62 147V148H61ZM84 147V148H83ZM121 147H123V148H121ZM151 147V148H150ZM2 148V149H1ZM10 148V149H9ZM18 148V147H17ZM22 148V149H21ZM25 148V149H24ZM29 148V149H28ZM64 148V149H63ZM90 148V149H89ZM101 148V149H100ZM108 148V149H107ZM116 148V149H115ZM125 148H127V149H125ZM129 148V149H128ZM229 148H231V147H229ZM9 149V150H8ZM33 149V150H32ZM49 149V150H48ZM86 149H88V150H86ZM95 149H97V150H95ZM99 149V150H98ZM124 149H125V151H124ZM132 149V150H131ZM237 149L239 150V151H237ZM8 150V151H7ZM15 150V151H14ZM23 150H25L27 153H29V151L31 152V150H32V152L31 153H29V154H27V153H25ZM42 150H43V148H42ZM61 150V151H60ZM89 150H92V151H90L89 152ZM100 150H103L104 151V153H103V151H101V153H99L100 152ZM119 150H120V152H119ZM130 150V151H129ZM137 150V152H135ZM163 150V151H162ZM228 150V151H229ZM20 151L22 152V154H24V155H22L21 153H20ZM34 151H36L35 153H36V155L33 153ZM38 151H41V152H39L38 153ZM46 151V152H45ZM48 151H50V153L48 152ZM86 151V152H85ZM95 151V152H94ZM96 151H97V153H96ZM127 151H129V154H127L128 152ZM140 151H142L141 152V154H140ZM228 151H226V152H228ZM11 152V155L9 154ZM65 152V153H64ZM125 152H127V153H125ZM159 153L162 157H164V158H162L160 155V159H159V156L157 155V154H155V153ZM164 152V153H163ZM208 152V153H209ZM237 152H239V153H237ZM5 153L7 154V155H5ZM19 153H20V156H19ZM33 153V155L32 156H34L35 155V157L37 158V157H39V158H37V161L39 160V159H41V157L44 159V161L45 162H47V160H49L50 162H48L47 163V165H46V163H43V160L41 161V160H39L38 162H40L39 164L41 165L42 164V166H39V164L37 163V162H35V161H32L33 162V164H32V166H29L30 165V162H31V160L33 159V160H36V158L34 159L33 157L32 158H30V156L29 155H31ZM40 153H42V155L40 154ZM47 153V154H46ZM53 153V154H52ZM62 153H63V156H62ZM81 153V154H80ZM86 153V155H84ZM94 153H96V155H97V157L99 158H96V155L94 154ZM108 153H110V154H108ZM130 153H131V155H130ZM40 154V156H37V155H39ZM49 154H50V156H52L50 159H49ZM55 154V155H54ZM65 154V155H64ZM87 154H89V156L87 155ZM100 154V155H99ZM101 154H104L103 156H101ZM137 154V155H136ZM5 155V156H4ZM10 155V156H9ZM13 155H15V156H13ZM18 155V156H17ZM26 155V156H25ZM44 155V156H43ZM49 156V157H46V156ZM67 155V156H66ZM93 155V156H92ZM108 155V156H107ZM121 155V156H120ZM129 155V156H128ZM12 156H13V158H12ZM28 156V157H27ZM65 156V157H64ZM93 158H95V159H98V160H94V158L92 159L91 157ZM100 156H101V158H100ZM131 156V157H130ZM133 156H135V157H133ZM141 156V157H140ZM156 156H157V160H156ZM242 156V157H241ZM14 157H15V159H14ZM58 157V158H57ZM146 157V158H145ZM174 157V158H173ZM248 158V159H246V158ZM17 158V159H16ZM27 159V161H25L24 159ZM29 158V159H28ZM47 158V159H46ZM54 158V159H53ZM103 158V159H102ZM148 158V159H147ZM154 158V159H153ZM10 159V160H9ZM20 159V160H19ZM52 159L54 160L53 162H52ZM88 159V160H87ZM130 159V160H129ZM132 159V160H131ZM136 159V160H135ZM152 160V161H149V160ZM9 160V161H8ZM12 160V161H11ZM15 160L17 161V162H15ZM29 160H30V162H29ZM120 160V161H119ZM128 160H129V162H128ZM143 160V161H142ZM147 160V161H146ZM209 160V161H208ZM249 160V161H248ZM22 161V163L20 164V162ZM23 161L24 162H27V166H26V164L25 163H23ZM86 161H88L87 163H86V165L84 164ZM95 161H97L98 162V164L95 162ZM131 161V162H130ZM135 161V162H134ZM156 161V162H155ZM167 161H168V163H167ZM170 161V162H169ZM171 161H173L174 163H171ZM239 161V162H238ZM4 162L6 163V162H9L8 164H10V165H8V164H4ZM16 163V165H15V163ZM90 162V163H89ZM92 162V163H91ZM143 162L146 164V166L144 167V165L145 164H143ZM153 164H152V163ZM155 162V163H154ZM207 162V163H206ZM209 162H211V163H209ZM221 162H223V161H221ZM12 163V164H11ZM18 163V164H17ZM122 163V164H121ZM148 163H149V165H148ZM167 163V164H166ZM20 164V165H19ZM22 164H24V166H26L27 167V169L28 170H25L26 168L22 165ZM35 164V165H34ZM37 164V165H36ZM51 166H50V165ZM55 164V165H54ZM81 164V165H80ZM83 164V165H82ZM93 164V165H92ZM95 164V165H94ZM124 164V165H123ZM127 164V165H126ZM130 166H129V165ZM151 164V165H150ZM166 164V165H165ZM211 164V165H210ZM219 164V163H218ZM18 165V166H17ZM43 165H46L45 167H43ZM85 165V166H84ZM89 165H91V166H89ZM108 165V166H107ZM147 165H148V167H147ZM154 165V166H153ZM207 165V166H206ZM1 166H3V167H1ZM6 166H8V168L6 167ZM12 166V167H11ZM49 166V167H48ZM103 166V167H102ZM108 168H106V167ZM113 168H115V169H118L117 171H116V173H114V172H112V167ZM126 166V167H125ZM128 166V167H127ZM150 166V167H149ZM199 166V167H198ZM213 166H216V165H214L213 164ZM219 166V165H218ZM218 166H217V168H218ZM29 167H31V169L29 168ZM37 167V169H39L38 171H36L37 169H35ZM40 167H41V169H40ZM43 167V168H42ZM48 167V168H47ZM51 167V168H50ZM72 167V168H71ZM77 167V168H76ZM87 167V168H86ZM94 167V168H93ZM121 167H125L124 169L123 168H121ZM136 167V168H135ZM141 167V168H140ZM202 167V168H201ZM209 167L212 169H209ZM222 167H220V169H222ZM250 167V166H249ZM6 168H7V170H6ZM16 168H17V170L18 171H16ZM23 169V170H21V169ZM80 168V169H79ZM82 168H83V170H82ZM85 168H86V170H87V172L85 171ZM96 168H97V170H96ZM101 170H100V169ZM120 168V169H119ZM127 168H131L132 169V171H131V169H127ZM133 168H135V169H133ZM151 169V170H149V169ZM159 169V170H162V171H168V170H170V169H172V170H174V169H176V170H174V171H181V170H183V171H185V170H188V171H191V170H197V172H198V175H199V171L200 172H202L203 174H200V176L201 177H199V176H195L196 175V172L194 173V171H193V173L194 174H191V175H193V176H190V173L191 172H189V173H187L188 174V176L187 177H191L190 179H188V180H190V182L189 183H187L186 181H185V178H183V180H181V178L184 176V177H186V173H184V175L182 176V174L180 175V179L179 178H177L178 176H176V175H173V177L170 179L171 181H172V185H175V186H172L171 185V187H172V189L174 190V191H172V189H171V192L172 193H174L175 195H178L179 196V199L180 200H178L174 195H173V202L172 203H169V202H167L165 199L163 200L164 202L163 203H161L160 201H158V199L159 198H163L162 196H156V194L155 193H153L152 191L153 190H151L152 188L150 187H147V186H144L143 187V185L145 184V183H147L148 181H150V179H152L151 180V182H148L147 184L148 185H151V184H153L152 183V181L154 182V180L156 179L155 178V176L154 175H152V172H153V170L154 169ZM188 168V169H187ZM195 168H197V169H195ZM198 168H201V169H199V171H198ZM205 168V169H204ZM217 168H215V170L217 169ZM2 169H3V171H2ZM11 171H10V170ZM45 169V170H44ZM51 169V170H50ZM93 169V170H92ZM115 169H113V171L115 170ZM127 169V170H126ZM137 169V170H136ZM142 169V170H141ZM191 169V170H190ZM219 169V168H218ZM218 169L216 170L217 171V173H218V175H220L219 174V172H218ZM228 169V170H227ZM31 170V171H30ZM41 170V171H40ZM47 170V171H46ZM49 170H50V172H49ZM64 170V171H63ZM68 170V171H67ZM78 170H79V172H78ZM100 170V171H99ZM107 170V171H106ZM125 172H123V171ZM140 170V171H139ZM209 170H211V171H209ZM248 170L250 171L249 172V175L247 176L249 179H247V177L245 176V174L246 173H248ZM10 171V173H8ZM28 171H29V173H28ZM36 171V172H35ZM43 171V172H42ZM44 171H46L45 172V175H44ZM85 171V172H84ZM89 171V172H88ZM97 171V173H95ZM110 171V172H109ZM119 171V172H118ZM121 171H122V173H121ZM128 171V172H127ZM134 171V172H133ZM136 171H139V173H137ZM143 171H145L143 174H145V175H143L142 174V172ZM151 171V172H150ZM4 172V173H3ZM64 172V173H63ZM71 172V173H70ZM82 172V173H81ZM98 172H102L100 175H98L99 173ZM106 172V173H105ZM107 172H109V174H108V176H107ZM118 172V173H117ZM131 172V173H130ZM206 172H207V174H206ZM209 172V173H208ZM229 172V173H230ZM264 172V171H263ZM19 173V174H18ZM23 173H25V174H23ZM32 173V175H30ZM35 173H37V174H35ZM74 173V174H73ZM77 173L79 174V176H80V178L83 180V178H84V180H83V182H84V184H86V185H84L83 184V182H82V180L81 179H79V177H78V175H77ZM84 173H85V175H84ZM87 173V174H86ZM91 175H90V174ZM95 175V176H93V174ZM105 175H104V174ZM114 173V174H113ZM129 173H130V175H129ZM211 173V175H213L214 174V177H216V178H214V179H218L217 180V184H215V182H214V180L212 179V181L214 182V183H211V178H209V176L211 177V175H209ZM15 174H17L16 176H15ZM34 174H35V176H34ZM41 174H43V175H41ZM52 174V175H51ZM68 174H69V176H68ZM76 174V175H75ZM83 174V175H82ZM89 174V175H88ZM97 174V175H96ZM112 176H111V175ZM115 174H116V176H118V174H119V176H118V178L119 179H116V180H118V182L116 181V183H114V184H116V186H118V187H121V186H124V185H121L124 181L123 180H125L126 179V182H125V186L127 187V189H126V187H125V189L126 190H128L126 193L127 194H125V189L124 190H122L123 188H118V187H113L112 189V193H110V191L111 190H109L107 187H108V185L111 183V186L110 187H112L114 184H112L113 182H111L112 180L114 181V179L116 178L115 177ZM125 174H128V175H125ZM135 175V176H133V175ZM23 175V176H22ZM26 175V176H25ZM29 175H30V178H29ZM42 177H41V176ZM48 175V176H47ZM66 175V176H65ZM86 175H87V178H86ZM102 175H104V176H102ZM114 175V176H113ZM121 175H122V177L124 178V179H121L122 177H121ZM124 175V176H123ZM142 175V176H141ZM149 175V177H151L150 179H148V180H146V182L144 181L143 182V178H144V180H145V178L147 179L148 176ZM207 175H209V176H207ZM263 175V173L261 174V176ZM6 178H5V177ZM9 178H12L13 180H10V179H8V177ZM11 176H13V177H11ZM33 176V177H32ZM38 176V177H37ZM84 176V177H83ZM107 177V179H106V177ZM141 176V177H140ZM182 176V177H181ZM203 176H205V179H202V178H204ZM243 176H245L244 178H243ZM19 177V179H17ZM23 177V178H22ZM27 178V179H25V178ZM66 177V178H65ZM69 177V178H68ZM72 177H73V179H72ZM77 177V178H76ZM92 177V178H91ZM94 177H97V178H94ZM101 177V178H103L102 180H103V182L101 181V178L99 179V178ZM112 177H114V178H112ZM132 177V179H130ZM134 177V178H133ZM140 177V178H139ZM195 177H199V179H201L202 180V183H203V181H205V183H203L204 185H201V184H199V182L201 181H197L196 179H195ZM220 177H221V175H220ZM227 177H228V174H227ZM230 177H228L229 179H230ZM260 177V178H259ZM5 178V179H4ZM51 178V179H50ZM63 178V179H62ZM105 178V179H104ZM239 178H241L242 179V181H241V179L239 180ZM250 178H252L251 180H250ZM20 179L21 180H23V181H21L20 182ZM29 179H31L30 181H29ZM59 179H60V181H61V183H60V181H59ZM62 179V180H61ZM74 180V181H72V180ZM77 179V180H76ZM93 180V182H92V180ZM97 179V180H96ZM127 179H128V181H127ZM140 179V181H137V180H139ZM209 179V180H208ZM237 179V180H236ZM246 179V180H245ZM264 179V178H263ZM263 179H260L261 181H263ZM7 180H8V182H9V184L7 183ZM10 180V181H9ZM15 180V182H16V184H15V182H11V181H14ZM25 180H26V182H25ZM72 181V183H71V181ZM80 182H79V181ZM88 180V181H87ZM91 182H90V181ZM96 181V183H95V181ZM106 180L108 181V184L106 183ZM119 180H121V181H123V182H121V181H119ZM129 180L130 181H134L133 183L135 184V187H138V188H134L133 186H134V184L133 183H131V182H129ZM174 180V181H173ZM187 180V179H186ZM18 181V182H17ZM63 181H65L66 183H65V187L67 188V191H68V196H66V198H64V197H61V198H59V199H62L61 201L57 198L58 196H56V198L57 199H55V201H54V199L53 198H51L48 202V204H47V206L45 205V207H44V205H42L41 203L40 204H38L39 202H40V200L39 199H37L36 200V198L37 197H34V196H32V193H30L31 192V187H33V188H35V191H37V192H39L40 191V193H48V194H50L49 195V197L48 198H50V197H52V196H54V195H51V194H54V190H55V194L57 193V191H58V189H59V186L58 185H61L62 184V182ZM77 181H78V183L80 184H83V185H79L78 183H77ZM87 181V182H86ZM105 181V182H104ZM208 183H210V184H206L207 182ZM240 183V182H242L243 183V185H241L240 187L238 186V185H240V184H242V183H238V182ZM243 181H248V182H246V184H245V182H243ZM255 181H254V183H255ZM74 182L76 183L75 185H74ZM99 182V183H98ZM128 182V183H127ZM174 182H176V183H174ZM181 182V183H180ZM198 182V183H197ZM230 182H232V181H230ZM252 182V183H251ZM21 183V184H20ZM88 183V184H87ZM94 183V184H93ZM133 184L132 186L130 185V186H128L127 184ZM143 183V185H141ZM180 184V186H179V184ZM183 183H184V185H183ZM187 183V185L188 186H185V184ZM195 183H197V184H195ZM219 183V184H220ZM227 183V182H226ZM236 183L238 184L237 185V189H239L238 191H236V189H235V187H236ZM250 183V184H249ZM58 184V185H57ZM91 184L92 185H94L93 186V188L91 189ZM105 184H107V185H105ZM124 184V183H123ZM167 184V185H166ZM166 184H164V185H166V186H164L163 185V187H167V190L169 189L168 187L170 186L169 184H171V182L169 181V182H167ZM181 184L183 185V186H181ZM199 184V185H198ZM248 184V185H247ZM11 185V186H10ZM67 185V186H66ZM78 185L80 186V189H79V187H78ZM97 185V187L99 188H101L102 189V187L101 186H103V189L101 190L100 188L98 189L97 187H95ZM197 187H196V186ZM206 185V186H205ZM211 185H213V186H211ZM245 185H246V187H245ZM254 185V186H256L257 188H255V187H253V188H255V189H248L249 187H251L252 188V186ZM258 185H260V184H258ZM13 186H15V187H13ZM58 186V187H57ZM84 186V187H83ZM107 186V187H106ZM176 186H178V187H176ZM195 186V187H194ZM200 186V187H199ZM221 186H223V185H221L220 184V187ZM224 186V187H225ZM3 187V189H1ZM22 187V188H21ZM24 187H25V189H24ZM57 187V188H56ZM68 187H69V189H68ZM77 187V188H76ZM85 187H86V189H85ZM109 187V188H110ZM175 187V188H174ZM185 187V188H184ZM189 187H190V189L193 191V192H191V190H189ZM233 187V189H231ZM239 187V188H238ZM248 187V188H247ZM65 188V189H66ZM73 188L76 190V192H75V190H73ZM108 189V190H106V189ZM114 188H118V189H120V190H117V192L118 191H120V193L122 192V191H124V194L125 195H127V199L129 200V203H127V205H126V202H124V200L126 201L127 199H124L125 198V195L123 194V193H121V194H123V195H119L120 193L118 192L117 194L118 195H116V196H113V195H115L116 193L114 192V191H116V189L114 190ZM129 188L130 189H132V190H129ZM134 188V189H133ZM200 188V189H199ZM212 188V189H211ZM247 188V189H246ZM37 189H39V190H37ZM81 189H83L82 191H81ZM104 189L107 191H104ZM138 189V190H137ZM183 189H184V191H183ZM197 189V190H196ZM2 190V191H1ZM19 190V191H18ZM51 190V191H50ZM57 190V191H56ZM85 190V191H84ZM93 190V192H90V191H92ZM122 190V191H121ZM136 190H137V192H136ZM148 190V191H147ZM179 190V191H178ZM186 190H189V191H186ZM216 190V191H215ZM218 190H219V188H218ZM27 191V192H26ZM71 191V192H70ZM77 191H79V192H77ZM84 191V192H83ZM87 191V192H86ZM89 191V192H88ZM95 191L97 192L96 194H95ZM99 191V192H98ZM101 191V192H100ZM130 191V192H129ZM147 192V194H148V196H149V198H148V196L146 195V192ZM149 191H151V192H149ZM103 192V194H101ZM105 192V193H104ZM113 192H114V194H113ZM134 192H136L137 193V195H136V193H134ZM142 192V193H141ZM184 192V193H183ZM189 192H190V194L191 193H193V194H191V197H190V194H189ZM194 192H196V193H194ZM215 192V193H214ZM73 193H75V194H73ZM80 193V194H79ZM84 193V194H83ZM91 195H90V194ZM92 193H93V195L95 196V197H91L92 196ZM109 195H108V194ZM131 193H132V196H131ZM145 193V194H144ZM180 193V194H179ZM187 193V194H186ZM27 194V195H26ZM29 194V195H28ZM36 194V192H34V195ZM38 194V193H37ZM70 194V195H69ZM110 194H113L112 196H110ZM130 194V195H129ZM150 194H151V196H150ZM198 194V197L197 196H195V195H197ZM2 195V196H1ZM31 195V196H30ZM39 195V194H38ZM88 195V196H87ZM108 195V196H107ZM134 195V196H133ZM143 195V196H142ZM4 196V197H3ZM25 196V197H24ZM101 196H102V198H101ZM122 197V198H119V197ZM130 196H131V198H133V199H130ZM136 196V197H135ZM140 198V200H139V198ZM154 196H156V197H154ZM193 196H195V197H193ZM32 197V198H31ZM41 197V196H40ZM89 197V198H88ZM108 197V198H107ZM111 197H113V198H111ZM117 198V199H114V198ZM152 197V198H151ZM14 198V199H13ZM47 198V197H46ZM55 198V197H54ZM69 198V199H68ZM84 198H85V200H84ZM136 198H137V200H136ZM27 199V200H26ZM29 199V200H28ZM64 199V200H63ZM88 199V200H87ZM108 199V200H107ZM112 199H113V201H112ZM208 199V200H207ZM33 200V201H32ZM69 200V201H68ZM79 200H80V202H79ZM99 200V201H98ZM116 200H118V201H116V203H115V201ZM133 200V201H132ZM144 200V202H142ZM193 200V201H192ZM26 201V202H25ZM53 201V202H52ZM58 201V202H57ZM65 201H68V202H65ZM122 201L124 202V204H125V206H123V204H122ZM134 201H136L135 203H133ZM138 201H139V204H138ZM190 201V202H189ZM47 202V201H46ZM50 202H51V204L52 205H50ZM58 203V205H57V203ZM61 202H64V203H61ZM119 202V203H118ZM121 202V203H120ZM134 204H132V203ZM186 202V203H185ZM3 203V204H2ZM27 203V204H26ZM36 203V204H35ZM54 203H55V205H54ZM60 203H61V206H60ZM79 205H81V208H79L78 209V204ZM191 203V204H190ZM35 204V205H34ZM63 204V205H62ZM105 204H107V205H105ZM133 206H132V205ZM138 204V205H137ZM18 205V206H17ZM31 205V206H30ZM65 205H69L68 207L67 206H65ZM120 205H122L123 207H121ZM136 205V208H135V210L134 211H130L129 210V207L130 206H132V207H130V209H132V208H134V206ZM4 206V207H3ZM25 206V207H24ZM36 206V207H35ZM56 206H58V207H56ZM64 206L66 207V208H64ZM118 206H120V209L118 208ZM20 207H23L24 209H22V208H20ZM54 207H55V209H54ZM60 207H62V208H60ZM105 207V208H104ZM4 208V209H3ZM26 208V209H25ZM53 208V209H52ZM75 208H76V210H75ZM116 208H118V210L116 209ZM154 208V209H153ZM170 208H172V209H170ZM18 209L20 210V209H22L23 211H18ZM48 209H49V211H48ZM69 209V210H68ZM168 209H170L171 210V212H170V214H173L172 215V218H171V221H169L167 224H166V228H164V229H162V230H151L150 231V233H149V235H148V237L147 238H152L153 237V239H154V237L155 236H151V234H152V232L154 233V235L156 234V237L157 238H155L157 241L155 242L154 240L152 241V240H148V243H147V241H146V237H145V235H143L142 233L139 235V236H137V234H135V235H133V237H131V234L130 233H127V232H124L123 233V235L121 234L122 233V228H120V227H117V225L119 224V223H115V222H119V220H121V221H125V222H143V221H145V219L147 218V217H149V214L148 213H154L153 214V216H155V215H160V214H164V213H166V212H168ZM45 210H47V211H45ZM81 210V211H80ZM158 210V211H157ZM45 211V212H44ZM116 211V212H115ZM119 211V212H118ZM151 211H156V212H151ZM42 212H43V215H42ZM49 214H48V213ZM79 212V213H78ZM81 212H82V216L81 215H79V214H81ZM220 214V217H219V215H218V213ZM12 213V214H11ZM18 213V214H17ZM41 213V214H40ZM44 213H46V214H44ZM83 213H85V214H83ZM112 213H116L117 214V216L115 215V214H112ZM197 213V214H196ZM22 214V213H21ZM20 214V215H21ZM35 214H36V216H35ZM39 214V215H38ZM78 214V215H77ZM15 215V216H16ZM41 215H42V217H41ZM48 215V216H47ZM148 215V216H147ZM194 215V216H193ZM50 216V217H49ZM216 216V217H215ZM262 216H264V215H262ZM7 217V218H8ZM36 217L40 220H38V219H36ZM46 219H45V218ZM81 217V218H80ZM118 217V218H117ZM69 218H71L72 219V221H70V219ZM193 218H194V220H193ZM34 219V220H33ZM41 219H43L44 221H45V223H44V221H42L41 222ZM50 219H52V220H50ZM117 219V220H116ZM176 219V220H175ZM196 219V220H195ZM197 219H199V221H197ZM248 219V220H247ZM92 220H93V222H92ZM50 221H51V224H52V226L50 225ZM70 221V222H69ZM91 221V222H90ZM96 221V222H95ZM98 221V222H97ZM175 221V222H174ZM196 221V223H198V224H196V223H194ZM31 222H34V223H31ZM53 222H55V224L59 227V226H61V227H57L55 224H53ZM69 222V223H68ZM86 222V223H85ZM20 223V224H21ZM41 223V224H40ZM63 223V224H62ZM65 223V224H64ZM88 223V224H87ZM172 223H173V225H172ZM22 224V225H23ZM36 224V225H35ZM45 224V225H44ZM83 224H85L84 225V227H82L83 226ZM97 224V225H96ZM117 224V225H116ZM146 224V223H145ZM176 224V225H175ZM242 224V225H241ZM262 224H264V222L262 223ZM26 225H28V226H26ZM43 225V226H42ZM64 225V226H63ZM167 225H169V226H167ZM172 225V226H171ZM175 225V226H174ZM194 225V226H193ZM218 225V226H217ZM221 225V226H220ZM239 225H241V226H239ZM30 226V227H29ZM48 226H51V227H48ZM55 226V227H54ZM63 226V227H62ZM118 226H120V225H118ZM174 226V227H173ZM183 226V227H182ZM216 226V227H215ZM264 226V225H263ZM32 227V228H31ZM33 227L35 228V229H33ZM47 227V228H46ZM93 227V228H92ZM116 227V228H115ZM122 227V226H121ZM38 228V230H36ZM40 228H41V230H40ZM43 228V229H42ZM118 228V229H117ZM216 228V229H215ZM31 229V230H30ZM48 230V231H46V230ZM52 229V230H51ZM53 229H56V230H53ZM60 229V230H59ZM72 229V230H71ZM89 229H91V230H89ZM92 229L94 230V231H92ZM116 229V230H115ZM120 229V230H119ZM219 229V230H218ZM27 230H28V232H27ZM45 230V231H44ZM111 230H113L112 232H111ZM118 230V231H117ZM166 230H169V231H167V232H169V235H170V237H168L167 238V236L166 235H168L167 233H165L166 232ZM174 230V231H173ZM212 232H211V231ZM215 230V231H214ZM43 231V232H42ZM55 231V232H54ZM70 231V232H69ZM81 232L82 233V235L83 236H81V234L79 233L78 234V232ZM91 231V232H90ZM99 233H98V232ZM121 231V232H120ZM160 231V232H159ZM162 231V232H161ZM219 231V232H218ZM262 233H261V232ZM38 232V233H37ZM66 232H67V234H66ZM69 232V233H68ZM78 234V235H80L81 237H77V235H76V233ZM94 232V233H93ZM215 232V233H214ZM31 233V234H30ZM36 234V236H35V234ZM51 233V234H50ZM55 233V234H54ZM106 233V236L104 235ZM111 233H113V234H111ZM127 233V234H126ZM161 233V234H160ZM162 233H164V234H162ZM176 235H175V234ZM23 234V233H22ZM34 234V235H33ZM40 234V235H39ZM75 234V235H74ZM124 234H126L127 235V239H124L125 237L124 236H126V235H124ZM160 234V235H159ZM260 234H262L261 236H260ZM72 235V238L73 239H76V241H73L72 240V238H70L69 239V237ZM87 235V236H86ZM113 235V236H112ZM131 237V238H133V239H131V238H129V236ZM157 235H159V236H161V237H158ZM164 235H165V237H164ZM172 235H173V237H172ZM258 235H259V237H261V239L258 237ZM23 236V235H22ZM43 236V237H42ZM64 236H65V238H66V240H71L70 242H64V241H62L61 239H64L65 240V238H64ZM68 236V237H67ZM85 236V237H84ZM89 236V237H88ZM105 236V237H104ZM108 236H109V238H108ZM114 236H116V237H114ZM123 236V237H122ZM135 236H137L138 238H139V240H138V238L136 237V239L134 238ZM150 236V237H149ZM163 236V237H162ZM233 236H237L236 237V239H235V237H233ZM31 237H32V239H31ZM37 239H36V238ZM41 237V238H40ZM88 237V238H87ZM100 237H102V238H104V239H101ZM108 238V239H105V238ZM249 237H250V239H249ZM262 237H263V239H262ZM16 238V239H15ZM87 238V239H86ZM118 238V240H116V239ZM161 238H163L164 239V241H163V243H162V241H159V240H162ZM217 238V239H216ZM253 238H254V240H253ZM31 239V240H30ZM57 239V240H56ZM78 239L80 240L81 239V241L83 242H79L78 241ZM89 239V240H88ZM99 239H101L102 240V242L104 243H102L101 242V240H99ZM123 239V240H122ZM216 239V240H215ZM225 239L226 240H228V241H230V243L227 245V247H229L228 249H232L231 251H227V249L224 247V244L225 243H223V242H225ZM249 239V240H248ZM252 239V240H251ZM259 239V240H258ZM15 240H17V242L15 241ZM33 240H35L34 242H33ZM87 242H86V241ZM107 241V242H105V241ZM125 240V241H124ZM127 240L129 241L128 242V245H127ZM146 242H145V241ZM169 240V242L170 243H172V244H170V243H165V241H168ZM235 240V241H234ZM262 240V241H261ZM15 241V242H14ZM19 241V242H18ZM32 242V243H30V242ZM49 241H50V244H49ZM57 241V242H56ZM62 241V243L60 244V242ZM100 241V242H99ZM247 241L249 242V241H251V243H247ZM37 242H39V243H37ZM48 242V243H47ZM112 242V243H111ZM232 242V243H231ZM253 242V243H252ZM9 243V244H8ZM52 243V244H51ZM69 243V244H68ZM70 243H71V245H70ZM76 243H78L77 245H75ZM86 243V244H85ZM145 244V245H143V246H141L140 247V245L141 244ZM239 243H240V246H238L239 245ZM262 243V244H261ZM117 244V245H116ZM157 244H160V245H157ZM161 244H164L163 246L161 245ZM215 244H217V245H215ZM234 244H235V246H234ZM242 244H244V245H242ZM248 244V245H247ZM251 244H254V245H252L251 246ZM28 245V246H27ZM35 246V248L33 247V246ZM36 245H38V246H36ZM46 245H49V246H46ZM74 245V246H73ZM80 245V246H79ZM112 245V246H111ZM172 245V247H170ZM241 245H242V247H241ZM10 246H12V247H10ZM31 246V247H30ZM75 246H77V247H75ZM135 246V247H134ZM153 246V247H152ZM248 246V247H247ZM4 247V248H5ZM29 247V248H28ZM72 247L74 248V250L72 249ZM246 247V248H245ZM27 248L28 249H30V251L29 250H27ZM34 248V249H33ZM43 248H45V249H43ZM70 248V249H69ZM76 248H77V250H79V251H77L76 250ZM137 248H139V249H137ZM142 248H144L145 249V251H147L148 250V252H149V254L146 252V253H143V252H145V251H143L142 250ZM166 248V249H165ZM224 248L226 249V250H224ZM239 248H241V249H239ZM247 248H248V251H250L249 249H251L252 248V252L250 251V252H248L247 251ZM12 249V250H11ZM66 249H68V251H66ZM158 249V250H157ZM165 249V250H164ZM216 249H219V250H221L220 252H217L216 251ZM239 249V250H238ZM258 249H260V250H262V252L260 251V250H258ZM10 250V251H9ZM172 250V249H171ZM218 250V251H219ZM243 250V251H242ZM246 250V251H245ZM255 250V251H254ZM69 251H73V253L72 254H70L69 253ZM237 251V252H236ZM241 251V252H240ZM33 252V253H32ZM137 252V253H136ZM150 252H151V254H150ZM152 252H154V253H152ZM159 252V253H158ZM165 253L164 255H162L163 253ZM234 252V255L232 254ZM239 252V253H238ZM242 252H244V254L242 253ZM259 252V253H258ZM261 252V253H260ZM66 253V254H65ZM143 253V254H142ZM158 253V254H157ZM160 253H161V255H160ZM242 253V254H241ZM250 253V254H249ZM257 253V254H256ZM17 254V253H16ZM70 254V255H69ZM76 254V255H75ZM152 254H154V256L152 255ZM156 254V255H155ZM236 254V255H235ZM240 254V255H239ZM261 254V255H260ZM19 255V254H18ZM68 255V256H67ZM75 255V256H74ZM145 255V256H144ZM147 255V256H146ZM148 255H149V257H148ZM166 255V256H165ZM220 255V256H219ZM233 255V256H232ZM249 255V256H248ZM3 256H4V258H3ZM152 256V257H151ZM185 257H187L186 255H184ZM190 256V255H189ZM231 256V257H230ZM239 257V258H236V257ZM252 256V257H251ZM257 256V257H256ZM7 257H8V260H7ZM27 257H26V259H27ZM157 257V258H156ZM173 257H175V258H173ZM178 257V258H177ZM191 257V256H190ZM243 257H244V259H243ZM249 257V258H248ZM189 258V257H188ZM231 258V259H230ZM246 258H247V260H246ZM7 261H6V260ZM170 259V260H169ZM250 259V260H249ZM153 260V261H152ZM171 260H174V261H171ZM178 260H180L179 261V263H178ZM225 260V261H224ZM253 260V261H252ZM261 260V261H260ZM189 261H190V258H189ZM241 261V262H240ZM244 261V262H243ZM0 262V263H1ZM261 262V263H260ZM194 264H195V262H194ZM196 264H204V263H200V261L198 262V263H196Z\"/></svg>", "mask_w": 264, "mask_h": 264}, {"label": "bare ground", "instance_id": "bare-ground-1", "mask_svg": "<svg viewBox=\"0 0 264 264\" xmlns=\"http://www.w3.org/2000/svg\"><path fill=\"white\" fill-rule=\"evenodd\" d=\"M121 1V2H120ZM139 1H141V0H0V123H3V124H7L9 127L7 128V129H5V130H3L1 127H0V135H1V137H3V138H6L7 140H9L10 142H13L14 144H12V145H14V149H20L19 147H20V145L18 146L16 143H23V142H39V141H44V139H47V138H49L48 140H50V138L51 137H53V135L51 134L52 132H51V130H50V128L49 127H46V128H43V129H41V130H39L38 128H40L38 125H37V120H31V119H27V118H25L24 120H22V121H18L19 119V117L18 118H15L14 117V114L12 113V112H10L11 110V108L10 107H13V106H11V105H15V103L13 102L14 100H15V97L17 96V95H20L21 93H23L25 90H26V88H24L25 86H28V83H30V84H36V83H38L39 81H38V79H39V76H47V77H55V76H58L60 79H62L63 81L64 80H66V79H69L70 81H71V83H72V85L74 84V83H78L79 81H80V79H83L81 82H83V84H84V86L86 85L85 83H87L89 80H90V82H88V83H90L91 84V82L93 81V76L95 75V72H94V70H92V72H94V74L92 75V77L90 76V74H88L87 76H86V74H85V72H86V69L89 67V66H92V68H98L99 69V67L102 65V64H108V63H112L113 61H114V58H115V56H117V55H120L121 57H123V59H125V60H127L128 61V66H129V68H132L133 69V71H135L136 73H139V74H146V75H148V76H150V75H152V76H156V77H160V76H163V75H165L166 73H167V71L168 70H170L171 68H175L176 66H177V64H178V62L179 61H181L184 57H185V55H187V54H182V55H177V54H163V55H159V56H157V57H148V56H146L147 55V53H143V51H142V49H141V46H145V44L146 43H151L152 42V39H153V37H156L155 39H153V40H155L153 43H155L157 40V42H160L159 40L162 38V37H159L158 38V35L156 34L155 36L153 35V37H151L150 35H152V33H153V31H152V33L151 34H149L148 33V35H149V37H148V35H145V38H137V39H134V37H132V38H128L130 35H131V26L132 25H135V24H137V22L135 21H132L131 20V18L136 14V10L138 9H136V7H138V3H139ZM180 1V0H179ZM186 1V0H185ZM184 1V2H185ZM191 1H193V0H191ZM201 1H203L204 2V0H201ZM206 1V0H205ZM208 1V0H207ZM211 1V0H210ZM213 1V0H212ZM227 0H225V3H227L226 2ZM235 1V0H234ZM246 1H248V0H246ZM255 1V0H254ZM189 3H192V2H190V0L188 1ZM199 2L200 1H198V3L196 2V5L195 6H197V11L195 12V13H197V14H201V12L203 13L204 11H203V9L201 10V12H200V9L199 8H202L201 6L199 7ZM216 2V1H215ZM217 2H219V3H217ZM216 3L217 4H219L220 5V0L219 1H217ZM223 1L221 0V3H222ZM228 2H229V0H228ZM230 2H232V1H230ZM229 2V3H230ZM236 2V1H235ZM234 2V3H235ZM238 2V1H237ZM243 2V1H242ZM242 2H240V3H242ZM174 3V2H173ZM172 3V4H173ZM186 3H187V1H186ZM186 3L185 4H183V5H185V7H186ZM206 4H208L207 2H205ZM205 3H203V4H205ZM210 3V2H209ZM225 3H223L222 5H220V8L218 7V9H217V6H216V4H214V2H213V4L215 5H213V6H211L212 7V9H213V7L214 8H216L215 10V12H214V9L212 10V13L214 14V13H216L217 12V14L219 15V13L218 12H221L223 9H222V6H224V8H225V6L227 7V5H228V3H227V5H225ZM239 3V2H238ZM255 3V6L257 5L256 4V1L254 2ZM192 4H195V0H194V2L192 3ZM201 4V3H200ZM205 4V5H206ZM211 4V3H210ZM230 4H233V2L232 3H230ZM236 4V3H235ZM244 4V3H243ZM253 4V3H252ZM188 6H189V4H187ZM209 5V4H208ZM234 5V4H233ZM239 5V4H238ZM173 6V5H172ZM236 5H234L233 7H235ZM240 6H242V5H240ZM248 6V5H247ZM254 6V5H253ZM254 6V7H255ZM169 7V6H168ZM184 7V8H185ZM189 7H191V6H189ZM194 6H192V8L191 9H193V10H191V11H189L190 9H187L188 10V12H191L192 13V11H195V9L193 8ZM203 7H204V5H203ZM229 7H231V5H229ZM228 7V8H229ZM239 6H236L235 8H233L232 9V14H234L233 13V10L234 9H236V8H238ZM244 7V6H243ZM170 8V7H169ZM186 8H188V7H186ZM205 8V7H204ZM208 8H210V7H207L206 9L208 10ZM232 8V7H231ZM231 8H229L230 10H231ZM251 8V7H250ZM183 9V8H182ZM199 9V10H198ZM221 9V10H220ZM170 10V9H169ZM177 10V9H176ZM179 10V12L180 11H182L180 8L178 9ZM220 10V11H219ZM227 10V8L225 9V10H223L222 11V13L220 14V16L223 14V12L224 11H226ZM230 10H228V11H230ZM238 10V9H237ZM241 10V9H240ZM174 11V10H173ZM210 12H211V9L209 10ZM208 11V12H209ZM228 11H226V12H228ZM235 11V10H234ZM170 12V11H169ZM185 12V11H184ZM231 12V11H230ZM257 12V11H256ZM174 13V12H173ZM181 14L183 13V12H180ZM194 13V12H193ZM192 13V16L194 15ZM205 13V12H204ZM212 13L210 14L209 13V15H210V21L208 22L206 19V17L207 16H204V18L203 17H201L203 14H201V16H200V18H203V20H205V21H207L206 22V24L207 23H209V24H207V28L210 26V23H211V21H213V19H212ZM225 13V12H224ZM177 13L175 12V15H176ZM181 14H179V16L181 15ZM186 14V13H185ZM185 14H184V16H185ZM196 14V15H197ZM207 13H205V15H206ZM216 14V15H217ZM227 15H228V13H226ZM225 14V15H226ZM231 14V15H232ZM140 15H142V14H140ZM149 15V14H148ZM168 15V14H167ZM199 15H197L196 17H195V15H194V17H195V19L194 18H191L192 20L194 19V20H196L197 18H198V16ZM208 15V14H207ZM225 15H222L223 17L225 16ZM156 16V15H155ZM160 16V15H159ZM183 18H184V16H183V14L181 15ZM189 16H191V14L189 15ZM140 17V16H139ZM156 17H158V16H156ZM178 17V16H177ZM182 17H181V19H182ZM187 17H188V14H187ZM153 18V17H152ZM161 18V17H160ZM173 17H171V19H172ZM176 18V17H175ZM174 18V19H175ZM186 18V17H185ZM200 18H198V20L200 19ZM140 19V18H139ZM166 19V18H165ZM178 19L180 20V18L178 17ZM189 19V17L186 19V20H188ZM191 19H189V23H190V21H191ZM212 19V20H211ZM175 20H177V19H175ZM178 20V21H179ZM185 20V19H184ZM193 20V21H194ZM202 20V21H203ZM208 20H209V18H208ZM224 20V19H223ZM226 20V19H225ZM159 21H160V19H159ZM168 21H169V19H168ZM178 21L177 22H174V23H178ZM192 21V23L194 24V23H196L195 21L193 22ZM197 21V20H196ZM200 21V20H199ZM205 21H203V23H201V22H197V24H195V25H197V26H199L200 25V23H201V25H202V27L203 26H206V25H204V22ZM142 22V19H140V23ZM155 22V21H154ZM162 22V21H161ZM166 22H167V20H166ZM166 22L164 23L165 25H164V28H165V26H166ZM171 22H172V20H171ZM170 22V23H171ZM182 22H183V19H182ZM185 22V21H184ZM183 22V24L179 21V25H183L184 26V23ZM181 23V24H180ZM189 23H187V24H189ZM192 23H190V26L192 25ZM213 23V22H212ZM211 23V24H212ZM168 24V23H167ZM171 24H173V23H171ZM138 25V24H137ZM142 26H143V24H141ZM140 25V26H141ZM176 25H178V24H176ZM179 25H178V27H179ZM186 25V24H185ZM201 25L199 26L200 27V30L201 31H203V32H206V30L204 31V29L202 30V27H201ZM209 25V26H208ZM170 26V25H169ZM175 26V25H174ZM173 26V27H174ZM182 26V27H183ZM189 26V25H188ZM187 26V27H188ZM197 26H194L193 25V27H195V29L197 30L196 31V33L195 34H197V32L198 33H201V34H197V36H195V34H194V36H195V38H194V36H192L190 33H188V32H190L191 31V28H193L192 26L190 27V29H189V27L187 28V29H185V31L183 32L185 35L186 34H188V35H186L187 36V38H186V36L184 37L183 35H182V33L180 34V35H182V37H184V39H185V41H182V40H184V39H182V37H181V42H183V46H184V42L186 43L185 45H187V40L186 39H188V40H190L191 42H192V38L190 37V39H189V35H191L192 37H193V42H197V39H200V38H203L202 40H204V38L205 37H203V36H201V35H204V33H202L200 30H199V27H197ZM211 26H213V27H215L214 26V24L213 25H211ZM138 27V26H137ZM148 27V26H147ZM176 27V26H175ZM186 27V26H185ZM185 27H183L182 29L184 30V28ZM197 27V28H196ZM213 27H210V30H211V28L213 29ZM135 28H136V25H135ZM139 28V27H138ZM154 28V27H153ZM144 29V28H143ZM170 29V28H169ZM171 29H172V27H171ZM195 29H193L192 31H194ZM154 30V29H153ZM155 30H156V27H155ZM166 30V29H165ZM175 30H176V28H175ZM175 30H173V31H175ZM180 30H181V28H180ZM182 30V31H183ZM186 30H187V32H186ZM200 32H199V31ZM159 31V30H158ZM158 31H155V32H157L158 33ZM167 31V30H166ZM169 31H171V30H169ZM177 31V30H176ZM208 31H209V28H208ZM154 32V33H155ZM178 32V31H177ZM177 32L175 33V35L177 34ZM186 32V33H185ZM153 33V34H154ZM174 33V32H173ZM193 33V32H192ZM206 33H209V32H206ZM147 34V33H146ZM159 34H161V33H159ZM169 34H171L170 32H169ZM178 34H179V32H178ZM178 34H177V39H179L178 38ZM208 35V34H207ZM206 35V36H207ZM211 35V34H210ZM209 35V36H210ZM147 36V37H146ZM168 36H170V35H168ZM171 36H172V34H171ZM151 37V38H150ZM172 37H174V36H172ZM176 37V36H175ZM200 37V38H199ZM170 38V37H169ZM209 38V37H208ZM207 38V39H208ZM151 39V40H150ZM165 39V37L163 38V39H161V42L160 43H162V42H165L166 43V39ZM168 40V39H167ZM201 40V39H200ZM179 41V40H178ZM178 41L176 42H174V43H176V45H177V43H178ZM199 41V40H198ZM208 40H206L205 42H207ZM169 42H170V40H169ZM168 42V44H170ZM172 42H173V40H172ZM191 42H189V43H191ZM201 42H203V41H200V44H201ZM204 42V43H205ZM159 43V46L161 45ZM164 43V44H165ZM188 43V44H189ZM152 44V43H151ZM156 44V43H155ZM164 44H162L163 46H164ZM192 44L193 43H191V46L190 47H192ZM149 45V44H148ZM154 45V44H153ZM161 45V46H162ZM167 45V44H166ZM165 45V46H166ZM182 46L181 45V43L179 42V44H178V46ZM149 46H151V45H149ZM157 46V45H156ZM165 46L163 47L164 49H165ZM174 46V45H173ZM177 46V47H178ZM182 46V47H183ZM187 46H189V45H187ZM196 46V45H195ZM152 47L153 46H151V49H152ZM166 47H170L169 45L168 46H166ZM172 47V46H171ZM176 47V46H175ZM185 47V46H184ZM197 47H200V46H197ZM144 48V47H143ZM157 49L159 48V47H156ZM155 48V49H156ZM162 48V49H163ZM181 48V47H180ZM148 49H150V48H148ZM147 49V50H148ZM153 49H154V47H153ZM161 49V52H164V49L162 50ZM184 49V48H183ZM159 50V49H158ZM171 50V49H170ZM170 50H165V52H168V53H171V52H169ZM178 50V49H177ZM177 50H175V51H177ZM181 50V49H180ZM187 50H188V48H187ZM186 50V52H188ZM152 52H155L154 50H151ZM150 51V52H151ZM171 51H174V50H171ZM146 52H148V51H146ZM151 52V53H152ZM180 52V51H179ZM185 52V53H186ZM157 52H155V53H153V54H156ZM159 53H160V51H159ZM159 53H157V54H159ZM151 55V54H150ZM159 60H162V62H160ZM165 62L166 63H168V64H165ZM260 67H261V65H260ZM170 68V69H169ZM258 69V68H257ZM88 71V70H87ZM264 71V70H263ZM90 72V71H89ZM256 72V71H255ZM91 73V72H90ZM244 73H245V71H244ZM243 73V74H244ZM262 73V72H261ZM162 74V75H161ZM242 74V75H243ZM246 74H248V72L246 73ZM246 74H245V77H244V75H243V77H244V79H243V77H241L243 80H245L246 79ZM258 73H256L255 74V76L257 75ZM241 75V76H242ZM264 72H263V74H260L259 73V78L260 79H262L263 81L262 82H264ZM247 76H249V74L247 75ZM258 76H256V78L254 77V75H253V77H251V75H250V77H251V80H250V78L248 77V79L251 81H249L250 83H253L252 81H257V78H258ZM261 76H263V77H261ZM91 77V78H90ZM254 78V79H253ZM239 79V78H238ZM242 79H240V80H242ZM259 79V80H260ZM95 80V79H94ZM186 80V79H185ZM258 80V82H260ZM236 81H238L237 80V78H236ZM248 81H243V84L245 83V85L247 86V84L249 83ZM256 81L253 83V85L256 83ZM80 82V83H81ZM262 82H260L263 86H264V84L262 83ZM235 83V82H234ZM241 83V84H240ZM88 85V86H90L89 87V89L91 88V86L94 84L93 82H92V84L91 85ZM236 84V83H235ZM234 84V85H235ZM238 84H239V88H238V85H236L237 86V89H244V87H245V89L247 88L246 86H242V82H238ZM257 84V83H256ZM256 84H255V86H256ZM80 85V84H79ZM214 85V84H213ZM249 85V84H248ZM8 86H11V87H8ZM31 86V85H30ZM81 86V85H80ZM232 87H230V88H233V85H231ZM257 86H258V84H257ZM253 87V89H255L254 91H253V93L255 94V96L254 97H256L259 93H257V95H256V92L258 91L257 90V88L260 86H258V87ZM29 87V86H28ZM83 87V86H82ZM77 88V87H76ZM86 87H84V89L83 90H79V91H83L84 93H85V91H86V89H85ZM88 88V87H87ZM211 88V87H210ZM220 88V87H219ZM218 88V89H219ZM223 88V87H222ZM227 88V87H226ZM230 88H228V89H230ZM250 89H251V87H249ZM259 88H261V86L259 87ZM258 88V89H259ZM93 89V88H92ZM244 89V90H245ZM262 89V91H263V87L261 88ZM77 90V89H76ZM85 90V91H84ZM211 90V89H210ZM214 90V89H213ZM222 90V89H221ZM242 90H240V92L242 91ZM243 90V91H244ZM92 91V90H91ZM201 91V90H200ZM207 91V90H206ZM218 91V90H217ZM230 91V90H229ZM233 91V90H232ZM236 91V90H235ZM235 91H233V92H235ZM242 91V95L245 93V94H247V92L246 91H244L243 92ZM259 91H260V89H259ZM26 92V91H25ZM24 92V93H25ZM82 92V93H83ZM86 92H88V91H86ZM220 92V91H219ZM225 92V91H224ZM232 92V93H233ZM240 92H238V95H239V93ZM89 93H91L90 92V90H89ZM232 93H230V94H232ZM74 94V96L73 97H75L74 99H77L78 100V97L80 98V96H81V98L79 99V104H80V106H82L83 105V101H85V99H84V96H87V95H85V94H81L80 92H79V94L76 92V93H73ZM88 94V93H87ZM197 94H198V92H197ZM209 94V93H208ZM237 94V93H236ZM245 94L243 95V96H245ZM249 94H252V93H249ZM249 94H247L248 95V97H247V95L245 96V98L247 97V98H249ZM90 95V94H89ZM194 95V94H193ZM221 95V94H220ZM219 95V96H220ZM224 95V94H223ZM235 95V94H234ZM241 95V94H240ZM92 96V95H91ZM207 96V94H205V98H207L206 97ZM210 95H208V97H209ZM227 96V95H226ZM223 97L224 99H227V97ZM230 96V95H229ZM243 96H242V98H243ZM250 96H253V94L252 95H250ZM260 97L259 98H261V97H263L261 94L259 95ZM94 97V96H93ZM191 97H192V95H191ZM211 97V99H213L212 101H214V99H217V98H212V95L210 96ZM231 97H234L233 96V94H232V96ZM238 96H236V98H237ZM240 97V99H241V96H239ZM238 97V98H239ZM91 98V97H90ZM95 98V97H94ZM194 98V97H193ZM204 98V99H205ZM222 98V99H223ZM230 98V97H229ZM235 98V97H234ZM244 98V99H245ZM251 98V97H250ZM257 98V97H256ZM189 99H192V98H188V100ZM202 100V99H199V100H202V101H204V103L206 102L205 100ZM210 99V100H211ZM220 99H221V97H220ZM233 99V98H232ZM242 100L241 102H243V101H245V102H243L244 104L245 103H248V101H246V100ZM263 99V98H262ZM88 100V99H87ZM197 100V99H196ZM208 100V99H207ZM209 100V101H210ZM228 100V99H227ZM239 100V99H238ZM248 100V99H247ZM187 101V100H186ZM185 101V102H186ZM194 101H195V99H194ZM194 101H192V102H194ZM219 101V100H218ZM226 101V100H225ZM231 99H230V101H229V105L231 104ZM233 101H234V99H233ZM250 101V100H249ZM258 101V100H257ZM78 102V101H77ZM185 102H181V103H179L178 105H177V107H182V105H184L185 104ZM188 102V101H187ZM200 101H198V103H199ZM240 102V101H239ZM87 103V102H86ZM133 103V104H132ZM132 105H130V108H131V110L130 109H120L119 111H125L126 113H134L135 115L137 114L136 112H137V110H139V108L137 107V106H141V104H139L140 103V100L138 99V97L137 96H134L133 97V101H132ZM175 103V102H174ZM197 103V104H198ZM200 103H201V105H200ZM199 103V107L201 108L202 106H204V105H202V102H200ZM203 103V104H204ZM225 103H227V102H225ZM235 103V102H234ZM233 103V104H234ZM243 103H237L236 105H238V106H236V105H234V107L232 106V104L230 105V106H232L233 108L232 109H230V110H228L229 109V107H226V108H228V109H225V110H223V108L221 109V107H220V109H221V111L220 112H222V113H220V114H218L217 113V111H216V109L214 108V110L216 111V113H213L212 115H211V117H208V119L207 120H204L203 121V123L200 121V120H202V114H201V112L202 111H207V110H211L212 111V108H207V105L209 106L210 105V102H206V104H205V108H207V109H205V110H203L204 108L202 107L201 108V112H200V110H199V115H197V119H198V117H200V114H201V116L202 117H200L201 119H199V121L202 123V124H204V127H206L205 126V124L206 123H204V122H209L208 120L210 119V122H209V124H210V130H216V131H222V130H224L226 127L229 129L228 131H229V133L230 134H232L233 133V130L230 128V126H232V124H231V122L233 121V120H236L237 122H239V124L242 126V128H243V130L244 131H251L252 129H253V125L252 124H250V122H249V118L250 117H254L253 115L251 116V109H248V112L250 111L251 113H249V114H247V111H246V109L247 108H249L250 106H249V104H248V106L249 107H245L246 106V104L244 105ZM77 104V103H76ZM177 104V103H176ZM192 104V103H191ZM197 104H195V105H197ZM215 104V103H214ZM228 104V103H227ZM252 104H254V103H252ZM261 104H263V103H261ZM87 105V104H86ZM86 105H83L84 107L86 106ZM222 105H223V103H222ZM244 105V106H243ZM76 106H78V105H76ZM216 106V105H215ZM252 106H254V105H252ZM258 106V105H257ZM260 107H261V110L259 109V112L261 113V114H259V116L261 115L262 117H263V119H264V108H262L264 105H259ZM94 107V106H93ZM185 107V106H184ZM193 107V106H192ZM210 107H211V105H210ZM79 108V107H78ZM83 108V107H82ZM82 108H81V110H82ZM95 108V107H94ZM127 108V107H126ZM163 108V107H162ZM162 108H160V110L162 109ZM190 108V107H189ZM188 108V109H189ZM231 108V107H230ZM258 108V107H257ZM257 108H253V109H256L257 110ZM90 109H92V108H90ZM132 109H135L136 110V112H134ZM154 109V108H153ZM170 109V108H169ZM195 109H196V107H195ZM68 110H70V109H68ZM67 110V111H68ZM85 110H86V108H85ZM181 110V109H180ZM182 110H184V111H186L185 110V108L184 109H182ZM182 110H181V112H182ZM192 110V109H191ZM198 110V109H197ZM218 110H219V108H218ZM223 110V111H222ZM62 111V113L64 114V112L63 111H65L66 113H67V111H66V109H64V110H61ZM61 111H60V113H61ZM71 112H72V110H70ZM99 111V110H98ZM118 111V112H119ZM159 111V110H158ZM169 111V110H168ZM177 111V110H176ZM176 111H175V113H176ZM255 111V110H254ZM253 111V112H254ZM83 112H85V111H83ZM102 112H104V111H102ZM153 112V111H152ZM151 112V113H152ZM187 112H190V111H187ZM197 112H194V113H197ZM68 113H70V112H68ZM67 113V114H68ZM77 113H79V112H77ZM87 113V112H86ZM173 113V112H172ZM192 113V112H191ZM204 113V112H203ZM209 113V112H208ZM255 113H256V111H255ZM59 114V113H58ZM71 114V113H70ZM74 114V113H73ZM124 114V113H123ZM155 114H157V113H155ZM154 114V115H155ZM163 114V113H162ZM170 115H171V112L169 113ZM184 114L185 115H187L188 117V119H190V118H192V117H190L189 118V115H191L190 113H188V114H186V112L184 113L183 112V116H184ZM206 114V113H205ZM210 114V113H209ZM38 115H41V114H38ZM43 115V114H42ZM47 115V114H46ZM54 115V114H53ZM65 115V114H64ZM79 115V116H78ZM77 116L78 117H80L81 115L80 114H78ZM85 115V114H84ZM88 114H86L85 116H87ZM108 115V114H107ZM130 115V114H129ZM158 115H159V113H158ZM173 115V117H174V114H172ZM180 115V114H179ZM178 115V116H179ZM204 115V114H203ZM207 115V114H206ZM256 115V114H255ZM17 116V115H16ZM91 116V115H90ZM104 116V115H103ZM118 116V115H117ZM124 116V115H123ZM122 115H121V117H123ZM126 116V115H125ZM167 115H165L164 117H166ZM177 116V117H178ZM182 115H181V117H183ZM196 116V115H195ZM208 116V115H207ZM210 116V115H209ZM214 116V117H213ZM258 116V115H257ZM66 119L68 118V115L67 116H64ZM82 117H84L83 115H82ZM95 117V116H94ZM94 117H93V121H94ZM138 117H140V116H138ZM148 117V116H147ZM155 117V116H154ZM157 118H158V116H156ZM163 117V115H162V117L161 118H163V119H165ZM169 117V116H168ZM172 116H171V118H173ZM181 117H178L179 119L181 118ZM206 117V116H205ZM204 117V118H205ZM261 117V118H262ZM62 118H63V116H62ZM65 118H63V119H65ZM73 118V117H72ZM71 117H70V119H72ZM105 118V117H104ZM125 118V117H124ZM133 118H136V117H133ZM156 118V119H157ZM159 118H160V116H159ZM158 118V119H159ZM184 118V117H183ZM183 118L181 119L182 120V122H181V120H180V123H183V125L182 124H180L179 125V127L178 128H182L183 126H184V124L186 123L185 121H183ZM207 118V117H206ZM205 118V119H206ZM70 119H68V120H70ZM106 119H108V118H106ZM129 119V118H128ZM139 119V118H138ZM142 119V118H141ZM145 119V118H144ZM144 119H143V121H144ZM150 119V118H149ZM148 119V120H149ZM157 119V120H158ZM177 119V118H176ZM176 119H174L173 118V120H176ZM194 119V118H193ZM211 119H212V121H211ZM259 119V118H258ZM75 120H76V118H75ZM84 120V119H83ZM82 120V121H83ZM86 120V119H85ZM98 120H99V118H98ZM97 120V121H98ZM109 120V119H108ZM124 120V119H123ZM146 120V119H145ZM145 121L146 123L148 122H150V120L149 121ZM153 120V119H152ZM155 120V119H154ZM170 119H168L167 121H169ZM172 120V119H171ZM184 120H185V118H184ZM191 120V119H190ZM195 120V119H194ZM194 120H193V122H194ZM72 121H73V119H72ZM81 120H80V122H82ZM92 121V122H93ZM102 121H103V119H102ZM116 121V120H115ZM121 121V120H120ZM119 121V122H120ZM156 121V120H155ZM155 121H153V122H155ZM178 121V120H177ZM177 121H175L176 123H177ZM188 121V120H187ZM198 120H197V123L199 122ZM66 122V121H65ZM74 122V121H73ZM144 122V123H145ZM158 122H159V120H158ZM165 122H166V120H165ZM174 122V123H175ZM185 122V123H184ZM62 123V122H61ZM69 123L72 125V123L70 122V121H68V124L67 123H64V124H67V125H69ZM75 123H79L78 121L77 122H75ZM83 123H84V121H83ZM86 123V122H85ZM84 123V125H86ZM89 123V122H88ZM94 123H96V122H94ZM127 123H129V122H127ZM127 123H125V124H127ZM143 123V122H142ZM173 123V124H174ZM179 123V122H178ZM187 123H189V122H187ZM197 123H195V124H193V126H194V129L192 128L193 126H191V124H186L187 126L189 125V127H191L192 129H193V132L195 133V131H197V133L199 132V131H201V132H199V134L201 133H203V130H204V128L203 129H201V125L202 124H199V126H201V127H199V126H196V125H198ZM82 124V123H81ZM81 124H79V125H81ZM117 124H119V123H117ZM124 124V123H123ZM132 124V123H131ZM131 124H130V126H131ZM138 124V123H137ZM140 124V123H139ZM150 124V123H149ZM148 124V125H149ZM162 124V123H161ZM165 124H167V126H168V124L169 125H171L170 123H165ZM164 124V125H165ZM58 125H59V123H58ZM70 125V126H71ZM120 125V124H119ZM145 125V124H144ZM151 126H152V124H150ZM177 125L178 124H174V127H176L177 128ZM186 125H185V127H186ZM60 126V125H59ZM62 126V125H61ZM69 126V127H70ZM82 126V125H81ZM90 126V125H89ZM101 126V125H100ZM112 126V125H111ZM116 125H114V128H116L115 127ZM128 126V125H127ZM156 126V125H155ZM155 126H153V127H155ZM158 126H159V124H158ZM158 126H157V128H158ZM161 126V125H160ZM162 126H163V124H162ZM162 126H161V128H162ZM166 126V127H167ZM181 126V127H180ZM196 126V127H195ZM263 126H264V123H263ZM56 127H58L57 125H56ZM56 127H55V130H56ZM62 127H64V126H62ZM65 127H67L66 125H65ZM87 127V126H86ZM103 127V126H102ZM142 127V126H141ZM150 127V126H149ZM173 127V128H174ZM200 128V130H198L199 128ZM209 126H207V130H209V128H208ZM61 128V127H60ZM60 128H57V132H60ZM79 128H81V127H79ZM88 128V127H87ZM113 128V131L115 130H118V129H114ZM120 128V127H119ZM132 128V127H131ZM67 129V128H66ZM65 128H64V130H66ZM77 129V128H76ZM85 129V128H84ZM83 129V130H84ZM91 130H92V128H90ZM98 129V128H97ZM108 129V128H107ZM126 129V128H125ZM133 129V128H132ZM141 128H139V126H138V130H140ZM142 129H146L147 130V128L146 127H142ZM141 129V130H142ZM149 130H150V132H151V134L154 132V129L153 128H148ZM152 129H153V132H152ZM156 129V128H155ZM165 129V128H164ZM164 129H161V130H164ZM169 128H167V130H168ZM172 129V128H171ZM171 129H169V130H171ZM175 129V128H174ZM174 129H172V130H174ZM180 129H177V131H178V133L179 134H177V133H174V131L173 132H171V131H169L168 133H174L173 135H171V134H168V133H163V135L165 136H168V135H170L168 138H170L169 140H171L170 142L171 143H173V141L172 140H174L175 139V137H176V135L177 136H179V137H176L177 139H178V142H174V144H171V146H167L170 142H168V141H166V142H168V143H166V149H165V141L164 140H166V139H161V138H163L164 136H162L161 134H160V136H162V137H160L159 135V138L161 139V140H158L156 137H157V134H156V141H157V143H156V141L155 142H153L152 141V137L150 138L149 137V141H150V139H151V141H152V143H151V141L149 142V141H147V142H145V140H146V138H144L143 136L141 137V138H144V142L143 141H141V142H143V145L142 144H140L141 145V147L140 146H135L137 149H141L142 148V146L144 147V145L145 144H149V143H151L152 144V148L150 149V150H148L149 152L148 153H150V154H152L153 153V148L154 147H158V146H160L161 148H160V150L161 149H163L162 148V146H164V151L165 150H167V149H170V151L172 152V153H174V154H178V156H179V154L181 155V154H187L188 152H196V153H199V152H201V153H203V151H202V149L203 148H201L200 146H199V144H197V142H198V135H197V133H189V132H185L184 134L185 135H181V134H183V132H184V129L182 128V133H181V130ZM70 130V129H69ZM80 130H82V129H78V131H80ZM94 130H96V128L94 129ZM122 130H123V128H122ZM134 130V129H133ZM136 130V129H135ZM138 130L136 131V132H138ZM195 130V131H194ZM243 130L241 129V131H239V134H240V137L239 138H234V136H228L226 139H223V141H221V139H218L217 141H212L211 142V144L212 145H210L209 147H208V151H204V154H203V156L204 157H209V158H207V159H211L213 156V152L214 151H217V149H219V153L221 152V148L223 149V147L226 149V147H228L227 149H226V151H228L229 149H233V150H235V146H233V144H235V145H237L236 146V148H238V145H240L239 146V148L240 147H243V148H245L244 146H243V144H245V142L243 141ZM34 131H35V133L37 134V132H38V134L40 133V135H38L37 134V136H35L34 134ZM62 131H63V129H62ZM84 131H86V129L84 130ZM89 131V130H88ZM87 131V132H88ZM103 131V130H102ZM108 131V130H107ZM125 131V130H124ZM148 131V130H147ZM160 131V130H159ZM166 131V130H165ZM180 131V132H179ZM185 131H187L186 129H185ZM31 132H32V134H31ZM70 132V131H69ZM74 133H75V131H73ZM94 132V131H93ZM99 132H101V131H99ZM105 132H106V130H105ZM104 132V133H105ZM119 132V131H118ZM128 132V131H127ZM143 132H145L146 133V131H142L141 133H143ZM150 132H148V133H150ZM161 132V131H160ZM159 132V133H160ZM175 132H176V130H175ZM56 133V132H55ZM62 133V132H61ZM89 133V132H88ZM98 133V132H97ZM104 133H100V134H102V144L101 145H103V138H104V135H106L107 136V134H104ZM110 133V132H109ZM116 133V132H115ZM121 133V132H120ZM120 133H119V135H120ZM130 133H131V130H130ZM144 133V134H145ZM147 133V134H148ZM158 133V134H159ZM187 133H188V135L190 136V134H193V135H191L190 136V140H188L189 139V137H188V135H187ZM205 133V132H204ZM216 135H218L217 134V132H214ZM64 134H66V133H64ZM68 134V133H67ZM66 134V135H67ZM77 134V133H76ZM79 135L81 134V133H78ZM99 133H98V135H100ZM104 134V135H103ZM111 134V133H110ZM114 134V133H113ZM121 134H123V132L121 133ZM129 134V133H128ZM127 134V135H128ZM139 134V133H138ZM143 134V135H144ZM168 134V135H167ZM210 134V133H209ZM56 135H57V133H56ZM73 135V134H72ZM78 135V136H79ZM85 135V134H84ZM88 135H90V134H88ZM88 135H87V137H88ZM98 135L96 136V137H98ZM126 135V136H127ZM141 135V134H140ZM175 135V137H172V136H174ZM181 135V136H180ZM195 135V136H194ZM197 135V136H196ZM213 135V134H212ZM59 136V135H58ZM69 135H67V137H68ZM74 136L76 137L77 135H75L74 134ZM91 136V135H90ZM105 136V137H106ZM110 136V135H109ZM109 136H108V139H109ZM113 136V135H112ZM111 136V137H112ZM116 136V135H115ZM123 136H125V135H123ZM136 136H138L137 134H136ZM136 136H133L132 135V137H136ZM145 136V135H144ZM147 136V135H146ZM154 136V135H153ZM165 136V137H166ZM192 136H194V138L192 137ZM67 137L65 138V139H67ZM80 137H81V135H80ZM79 137V138H80ZM83 137H85V136H83ZM93 137H95V136H92L91 138H93ZM100 137H101V135H100ZM111 137H110V140H111ZM119 137V136H118ZM122 137V136H121ZM172 137V138H171ZM182 137V138H181ZM78 138V139H79ZM90 138V139H91ZM112 138H114V137H112ZM126 138V137H125ZM128 138V137H127ZM136 138H138V137H136ZM135 138V139H136ZM154 138V137H153ZM154 138V139H155ZM185 138V139H184ZM186 138H187V141H186ZM6 139H4L5 140V142H6V144L5 145H7V141H6ZM54 139V138H53ZM57 139V138H56ZM55 139V140H56ZM73 139V138H72ZM71 139V140H72ZM76 139V138H75ZM97 139V138H96ZM107 139V141H109L110 142V140H108ZM122 139V138H121ZM133 139V138H132ZM147 139H148V137H147ZM193 139H195V140H193ZM87 140H88V138H87ZM92 140V139H91ZM95 140V139H94ZM123 140V139H122ZM130 140V139H129ZM143 140V139H142ZM182 141V143L184 142V143H186V144H182L181 143V141ZM1 141V140H0ZM52 141V140H51ZM60 141V140H59ZM59 141H57L58 143H59ZM66 141V140H65ZM75 141H77V139L75 140ZM82 141V140H81ZM100 141V140H99ZM98 141V142H99ZM105 141V140H104ZM117 141H119V140H117ZM121 141V140H120ZM131 141H134V143L137 145V143L135 142V140H130V143H131ZM139 141V140H138ZM159 141H161V143H162V141H163V145H161L160 144V142ZM9 142V143H10ZM47 142V140L46 141H44V143H46ZM50 142V141H49ZM56 142V143H57ZM71 142V141H70ZM77 142H80V141H77ZM91 142H93V141H91ZM97 142V143H98ZM109 142L107 143V142H105L106 143V145L107 144H109ZM112 142H114V140L112 141ZM111 142V143H112ZM159 142V143H158ZM2 144H3V142H1ZM8 143V144H9ZM52 143V142H51ZM67 143H68V141H67ZM83 143V142H82ZM95 143H96V141H95ZM97 143H96V145H97ZM105 143H104V145H103V147L105 146ZM117 143H119V142H117ZM116 143V144H117ZM124 143H125V139H124ZM124 143H123V145L122 146H125L124 145ZM128 144H129V142H127ZM23 144H25V143H23ZM22 144V145H23ZM39 144H41L40 142H39ZM43 144V143H42ZM50 144V143H49ZM49 144L47 145V146H49ZM61 144V143H60ZM76 144V143H75ZM78 144V143H77ZM127 144V145H128ZM156 144H158L157 146H155ZM242 144V145H241ZM16 145H17V147H16ZM21 145V146H22ZM26 145V144H25ZM35 145V144H34ZM52 145V144H51ZM55 145H57V144H55ZM55 145H53L54 147H55ZM59 145V144H58ZM57 145V146H58ZM68 145V144H67ZM67 145H66V147H67ZM113 145V144H112ZM119 145V144H118ZM130 146H128V147H131V144H129ZM154 145V146H153ZM170 145V144H169ZM183 145V146H182ZM252 145H254V146H252ZM4 146V145H3ZM10 146V145H9ZM33 146V145H32ZM32 146H30V147H32ZM36 146V145H35ZM44 146H46V144H44ZM71 147H72V145H70ZM111 146V145H110ZM148 146V149H149V145H147ZM147 146L145 145V147L142 149V151H144L142 154H141V152L142 151H140V154L143 156V154L145 155V148H147ZM247 146H249L248 148H247ZM12 147V146H11ZM16 147V148H15ZM24 147V146H23ZM40 147H42L43 148V150H42V148H40ZM51 147V146H50ZM94 147H96V146H94L93 145V147L92 148H94ZM106 147V146H105ZM213 147H216L215 149L216 150H214V151H211V153L209 152L210 150H213ZM229 147H231V148H229ZM26 148H27V145H26ZM34 148V147H33ZM39 148L41 149V151H44V150H47V149H45V147H43V145L42 146H40L39 145ZM48 148V147H47ZM58 148V147H57ZM62 148V147H61ZM68 149H69V147H67ZM84 148V147H83ZM90 148H91V146H90ZM89 148V149H90ZM91 148V149H92ZM101 148H102V146H101ZM100 148V149H101ZM121 148H123V147H121ZM246 148L248 149V152H249V149H250V156L248 157L249 158V160H250V162H249V166H248V168H249V170H251V172L248 170V173H246L245 174V176L247 175H249V172H250V176L249 177H251L252 175L253 176H255V175H257V174H259V176L260 177H263L264 178V140H260V142L259 141H256L254 144H251V145H246ZM245 148V149H246ZM2 149V148H1ZM10 149V148H9ZM8 149V150H9ZM22 149V148H21ZM25 149V148H24ZM29 149V148H28ZM35 149V148H34ZM36 149H37V147H36ZM53 149V147L50 149V151ZM64 149V148H63ZM103 149V148H102ZM108 149V148H107ZM116 149V148H115ZM125 149H127V148H125ZM125 149H124V151H125ZM129 149V148H128ZM159 148H157V150H158ZM247 149L246 150H243V149H239L240 150V153L239 152H237V153H239L237 156H236V150L234 151V152H231L232 154L234 153V155H232L233 156V158L231 157V155H229L230 154V150L228 151V152H226V151H224V152H221V154L223 155V157L225 156V154H227V153H229V154H227V156L226 157H224V158H222V155L221 154H219V155H217L218 154V151H217V154H216V157L217 158H215V159H217L218 161H219V159H218V157L219 158H222V160H220V162H216V163H213L214 165H216V166H213V164L211 165L212 167H214V169L212 170L210 167H209V169H211L212 171H214V173L216 174L215 176L217 177H219V179H221L222 180V178H224L223 176H224V174L225 173H223L225 170L223 169V167H222V164L223 163H225V168L228 166V168L230 169V166H231V170H232V168L233 167H236V166H233V165H236V161H234L235 159L234 158H236V160L237 159H239L238 158V156H240V154L243 156V153L244 152H242V151H245V153H247L246 151H247ZM7 150V151H8ZM33 150V149H32ZM32 150H31V152H32ZM37 150H39V149H37ZM49 150V149H48ZM86 150H88V149H86ZM95 150H97V149H95ZM99 150V149H98ZM132 150V149H131ZM154 150H156L155 148H154ZM156 150V151H157ZM162 150V151H163ZM238 149H237V151H239ZM242 150V151H241ZM15 151V150H14ZM25 153H27L25 150H23ZM41 151H38V153L39 152H41ZM50 151H48L49 153H50ZM53 151H54V149H53ZM61 151V150H60ZM90 151H92V150H89V152ZM101 151H103V150H100V152L99 153H101ZM130 151V150H129ZM129 151H127V152H125V153H127V154H129ZM159 151V150H158ZM30 151H29V153H31ZM36 151H34L33 153L36 155V153H35ZM46 152V151H45ZM86 152V151H85ZM95 152V151H94ZM119 152H120V150H119ZM135 152H137V150L135 151ZM147 152V151H146ZM209 152V153H208ZM20 153L22 154V152L20 151ZM20 153H19V156H20ZM24 153V154H25ZM29 153H27V154H29ZM33 153L31 154V155H29L30 156V158H34L35 157V155L34 156H32L33 155ZM65 153V152H64ZM96 153H97V151H96ZM96 153H94L95 155H96ZM103 153H104V151H103ZM148 153H146V155L145 156H147V157H150V156H153V155H148ZM155 153V152H154ZM164 153V152H163ZM10 155H11V152L9 153ZM24 154H22V155H24ZM41 155H42V153H40ZM40 154L39 155H37V156H40ZM47 154V153H46ZM53 154V153H52ZM81 154V153H80ZM108 154H110V153H108ZM155 154H157L158 156L160 155L159 153H155ZM5 155H7L6 153H5ZM4 155V156H5ZM9 155V156H10ZM55 155V154H54ZM65 155V154H64ZM84 155H86V153L84 154ZM88 156H89V154H87ZM100 155V154H99ZM104 154H101V156H103ZM130 155H131V153H130ZM137 155V154H136ZM249 154L247 153V156H248ZM13 156H15V155H13ZM13 156H12V158H13ZM18 156V155H17ZM26 156V155H25ZM44 156V155H43ZM49 156H50V154H49ZM48 155L46 156V157H49ZM53 156V155H52ZM52 156H50L49 157V159L52 157ZM62 156H63V153H62ZM67 156V155H66ZM93 156V155H92ZM101 156H100V158H101ZM108 156V155H107ZM121 156V155H120ZM129 156V155H128ZM161 156V155H160ZM160 156H159V159H160ZM212 156V157H211ZM214 156H215V154H214ZM230 158H232V159H230ZM241 156V157H242ZM244 156H246V155H244ZM243 156V157H244ZM246 156V157H247ZM28 157V156H27ZM65 157V156H64ZM91 157V156H90ZM131 157V156H130ZM133 157H135V156H133ZM141 157V156H140ZM162 157V156H161ZM245 157V158H246ZM36 158V157H35ZM34 158V159H35ZM37 158H39V157H37ZM37 158H36V160H31V162H30V160H29V162H30V165L29 166H32V164H33V162L32 161H35V162H37L38 164L40 163V162H38L39 160H43V163H46V165H47V163L48 162H50L49 160H47V162H45L44 161V159L41 157V159H39L38 161H37ZM58 158V157H57ZM92 158V157H91ZM94 158V157H93ZM92 158V159H93ZM96 158H98L97 157V155H96ZM146 158V157H145ZM162 158H164V157H162ZM248 158H246V159H248ZM14 159H15V157H14ZM17 159V158H16ZM29 159V158H28ZM47 159V158H46ZM54 159V158H53ZM52 159V162L54 161ZM99 159V158H98ZM98 159H95L94 158V160H98ZM103 159V158H102ZM148 159V158H147ZM154 159V158H153ZM213 159V161L215 162L216 160L214 159V158H212ZM228 159H230V161L232 160L235 164H233V165H226L227 163L226 162H229L228 161ZM234 159V160H233ZM10 160V159H9ZM8 160V161H9ZM20 160V159H19ZM25 161H27V159L25 158L24 159ZM41 160V161H42ZM51 160V159H50ZM88 160V159H87ZM130 160V159H129ZM129 160H128V162H129ZM132 160V159H131ZM136 160V159H135ZM156 160H157V156H156ZM208 160V161H209ZM248 160V161H249ZM12 161V160H11ZM18 161V160H17ZM16 160H15V162H17ZM120 161V160H119ZM143 161V160H142ZM147 161V160H146ZM149 161H152L151 159L149 160ZM221 161H223V162H221ZM14 162V163H15ZM88 161H86L84 164L86 165V163H87ZM97 164H98V162L97 161H95ZM131 162V161H130ZM135 162V161H134ZM156 162V161H155ZM154 162V163H155ZM170 162V161H169ZM239 162V161H238ZM9 162H4V164H8ZM22 163V161L20 162V164ZM23 163H25L26 164V166H27V162H24L23 161ZM32 163V164H31ZM51 163V162H50ZM54 163V162H53ZM90 163V162H89ZM92 163V162H91ZM146 163V162H145ZM144 162H143V164H145ZM152 163V162H151ZM167 163H168V161H167ZM166 163V164H167ZM171 163H174L173 161H171ZM207 163V162H206ZM209 163H211V162H209ZM219 163V164H218ZM230 163V162H229ZM12 164V163H11ZM18 164V163H17ZM19 164V165H20ZM122 164V163H121ZM153 164V163H152ZM165 164V165H166ZM238 164V163H237ZM8 165H10V164H8ZM15 165H16V163H15ZM23 166H24V164H22ZM35 165V164H34ZM37 165V164H36ZM46 165H43V167H45ZM50 165V164H49ZM55 165V164H54ZM81 165V164H80ZM83 165V164H82ZM84 165V166H85ZM93 165V164H92ZM95 165V164H94ZM124 165V164H123ZM127 165V164H126ZM129 165V164H128ZM148 165H149V163H148ZM148 165H147V167H148ZM151 165V164H150ZM219 165V166H218ZM18 166V165H17ZM26 166H24L26 169L25 170H28L27 169V167ZM39 166H42V164L40 165L39 164ZM51 166V165H50ZM89 166H91V165H89ZM108 166V165H107ZM130 166V165H129ZM146 166V164L144 165V167ZM154 166V165H153ZM207 166V165H206ZM217 166H218V168H217ZM1 167H3V166H1ZM7 168H8V166H6ZM12 167V166H11ZM42 167V168H43ZM49 167V166H48ZM47 167V168H48ZM92 167V166H91ZM103 167V166H102ZM106 167V166H105ZM112 167V166H111ZM126 167V166H125ZM124 167V168H125ZM128 167V166H127ZM150 167V166H149ZM199 167V166H198ZM220 167H222V169H220ZM4 168V167H3ZM7 168H6V170H7ZM30 169H31V167H29ZM51 168V167H50ZM72 168V167H71ZM77 168V167H76ZM87 168V167H86ZM86 168H85V171L87 172V170H86ZM94 168V167H93ZM107 168V167H106ZM113 168V167H112ZM121 168H123V167H121ZM123 168V169H124ZM136 168V167H135ZM135 168H133V169H135ZM141 168V167H140ZM202 168V167H201ZM201 168H198V171H199V169H201ZM215 168H217L218 169V172H219V174H220V172H221V170L223 171L220 175H221V177H220V175H218V173H217V169L215 170ZM5 169V168H4ZM21 169V168H20ZM35 169H37V167L35 168ZM40 169H41V167H40ZM80 169V168H79ZM100 169V168H99ZM108 169V168H107ZM113 169H115V168H113ZM113 169H112V172H114V173H116V171L118 170V169H115L114 171H113ZM120 169V168H119ZM127 169H131V168H127ZM126 169V170H127ZM149 169V168H148ZM188 169V168H187ZM195 169H197V168H195ZM205 169V168H204ZM235 169L236 168H233V173L235 172ZM1 170V169H0ZM10 170V169H9ZM19 170V169H18ZM17 170V168H16V171H18ZM21 170H23V169H21ZM39 169H37L36 171H38ZM45 170V169H44ZM51 170V169H50ZM50 170H49V172H50ZM82 170H83V168H82ZM93 170V169H92ZM96 170H97V168H96ZM101 170V169H100ZM99 170V171H100ZM137 170V169H136ZM142 170V169H141ZM149 170H151V169H149ZM174 170H176V169H174ZM174 170H172V169H170V170H168V171H162V170H159V169H154L153 170V172H152V175H154L155 176V180H154V182L152 181V183L153 184H151V185H148L147 183L148 182H151V180L152 179H150L151 177H149V175L147 176L148 178L146 179L145 178V180H144V178H143V182L145 181L146 182V180H148V179H150V181H148L147 183H145L144 185H143V183L141 184V185H143V187L144 186H147V187H151L152 189L151 190H153L152 192L153 193H155L156 194V196H162L167 202H169V203H172L173 202V195L178 199V200H180L179 199V196L178 195H175L174 193H172L171 192V189H172V187H171V185H172V181L170 180L172 177H173V175H176V176H178L177 178H179L180 177V175L182 174V176L184 175V173H189V172H191L190 173V176H193V175H191V174H194L195 172H196V175L195 176H199V177H201L200 176V174H203L202 172H200L199 171V175H198V172H197V170L195 171L194 169L193 170H191V171H188V170H185V171H183V170H181V171H174ZM211 170H209V171H211ZM228 170V169H227ZM2 171H3V169H2ZM11 171V170H10ZM10 171L8 172V173H10ZM31 171V170H30ZM35 171V172H36ZM41 171V170H40ZM47 171V170H46ZM46 171H44V175H45V172ZM64 171V170H63ZM68 171V170H67ZM84 171V172H85ZM98 171V170H97ZM97 171L95 172V173H97ZM107 171V170H106ZM123 171V170H122ZM122 171H121V173H122ZM125 171V170H124ZM123 171V172H124ZM131 171H132V169H131ZM140 171V170H139ZM139 171H136L137 173H139ZM193 171H194V173H193ZM43 172V171H42ZM78 172H79V170H78ZM89 172V171H88ZM110 172V171H109ZM109 172H107V176H108V174H109ZM119 172V171H118ZM117 172V173H118ZM128 172V171H127ZM134 172V171H133ZM145 171H143L142 172V174L144 173ZM151 172V171H150ZM230 171H228L227 172V174H228V177H230V175L229 174H231V172L229 173ZM4 173V172H3ZM28 173H29V171H28ZM64 173V172H63ZM71 173V172H70ZM80 173V172H79ZM82 173V172H81ZM99 174L98 175H100L102 172H98ZM106 173V172H105ZM113 173V174H114ZM125 173V172H124ZM131 173V172H130ZM130 173H129V175H130ZM209 173V172H208ZM255 173H257V174H255ZM263 173V175L261 176V174ZM19 174V173H18ZM23 174H25V173H23ZM35 174H37V173H35ZM35 174H34V176H35ZM74 174V173H73ZM87 174V173H86ZM90 174V173H89ZM88 174V175H89ZM93 174V173H92ZM104 174V173H103ZM206 174H207V172H206ZM227 174H225L226 175V178L227 179H224V180H230V181H232V182H230V181H226L225 183H220L221 181L219 180V183L221 184V185H223V186H221L220 187V184L217 182V180L218 179H214V178H216V177H214V174L213 175H211V173L209 174V175H211V177L209 176V175H207V176H209V178H211L210 180H211V183H214L215 182V184H217L218 183V185H214V187L215 186H218V188H219V190H218V188H216L217 189V193H220V194H223V193H226L229 189H227V187L225 186L226 184H229V188H230V186L232 185V183L235 181V179H232L231 180V178L233 177H230V179L227 177ZM235 174V173H234ZM255 174V175H254ZM17 174H15V176H16ZM30 175H32V173L30 174ZM30 175H29V178H30ZM38 175V174H37ZM41 175H43V174H41ZM40 175V176H41ZM43 175V176H44ZM52 175V174H51ZM76 175V174H75ZM77 175H78V177H79V179H81L80 178V176H79V174L77 173ZM83 175V174H82ZM84 175H85V173H84ZM91 175V174H90ZM97 175V174H96ZM105 175V174H104ZM104 175H102V176H104ZM111 175V174H110ZM125 175H128V174H125ZM128 175V176H129ZM133 175V174H132ZM143 175H145V174H143ZM232 175V174H231ZM23 176V175H22ZM26 176V175H25ZM48 176V175H47ZM66 176V175H65ZM68 176H69V174H68ZM93 176H95L94 174H93ZM112 176V175H111ZM114 176V175H113ZM118 176H119V174H118ZM118 176H116V174H115V179H114V181L112 180L111 182H113L112 184H114V183H116V181L118 182V180H116V179H119L118 178ZM124 176V175H123ZM133 176H135V175H133ZM142 176V175H141ZM140 176V177H141ZM181 176V177H182ZM188 176V174L186 175V177H182L181 178V180H183V178H185V181L187 182V183H189L190 182V180H188V179H190L189 177H187ZM245 176H243V178L245 177ZM246 176V177H247ZM252 176V178H254ZM5 177V176H4ZM8 177V176H7ZM11 177H13V176H11ZM33 177V176H32ZM38 177V176H37ZM42 177V176H41ZM84 177V176H83ZM106 177V176H105ZM121 177H122V175H121ZM139 177V178H140ZM194 177V176H193ZM199 177L197 178V177H195V179L197 180V181H200L201 179H199ZM204 178H202V179H205V176H203ZM217 177V178H218ZM259 177V178H260ZM6 178V177H5ZM4 178V179H5ZM23 178V177H22ZM25 178V177H24ZM66 178V177H65ZM69 178V177H68ZM77 178V177H76ZM86 178H87V175H86ZM92 178V177H91ZM94 178H97V177H94ZM99 178V177H98ZM101 178V177H100ZM99 178V179H100ZM112 178H114V177H112ZM134 178V177H133ZM234 178V177H233ZM252 178H250V180L252 179ZM258 178V176L256 177V179H252L253 181V184L255 185H257L258 186V188H260L261 187V183L260 182H262L263 184L262 185H264V179L263 178H260V179H263V181H261L260 179H257ZM8 179H10V180H13L12 178H9L8 177ZM17 179H19V177L17 178ZM25 179H27V178H25ZM51 179V178H50ZM63 179V178H62ZM61 179V180H62ZM72 179H73V177H72ZM71 179V180H72ZM88 179V178H87ZM103 178H101V181L103 182V180H102ZM105 179V178H104ZM106 179H107V177H106ZM121 179H124L123 177L121 178ZM130 179H132V177L130 178ZM180 179V178H179ZM187 179V180H186ZM212 179L214 180V182L212 181ZM241 178H239V180H240ZM247 179H249L248 177H247ZM1 180V179H0ZM9 180V181H10ZM31 179H29V181H30ZM70 180V181H71ZM77 180V179H76ZM82 180V179H81ZM83 180H84V178H83ZM83 180H82V182H83ZM92 180V179H91ZM97 180V179H96ZM209 180V179H208ZM224 180H222V182H224ZM234 180V181H233ZM237 180V179H236ZM246 180V179H245ZM255 180H258V181H260L259 183L258 182H256ZM21 181H23V180H21L20 179V182ZM59 181H60V179H59ZM72 181H74V180H72ZM72 181H71V183H72ZM79 181V180H78ZM78 181H77V183H78ZM88 181V180H87ZM86 181V182H87ZM90 181V180H89ZM95 181V180H94ZM119 181H121V180H119ZM124 181V182H123ZM123 181H121V182H123L121 185H124V186H121V187H118V186H116V184H114L112 187H110L111 186V183L108 185V189L109 190H111L110 191V193H112V188L115 186V187H118V188H123L122 190H124L125 189V182H126V179L125 180H123ZM127 181H128V179H127ZM137 181H140V179L139 180H137ZM171 182V184H169L170 186L168 187L169 189L167 190V187H163V185L164 184H166L167 182ZM174 181V180H173ZM241 181H242V179H241ZM254 181H255V183H254ZM1 182V181H0ZM11 182H15V180L14 181H11ZM18 182V181H17ZM25 182H26V180H25ZM80 182V181H79ZM91 182V181H90ZM92 182H93V180H92ZM105 182V181H104ZM129 182H131V183H133L132 181H130L129 180ZM207 182V181H206ZM238 182V181H237ZM243 182H245V181H243ZM246 182H248V181H246ZM246 182H245V184H246ZM251 182V183H252ZM7 183L9 184V182H8V180H7ZM60 183H61V181H60ZM65 181H63L62 182V184L61 185H58L59 186V189H58V191H57V193L55 194V190H54V194H51V195H54V196H52V197H50V198H48L49 197V195L50 194H48V193H40V191L39 192H37V191H35V188H33V187H31L30 189H31V192L30 193H32V196H34V197H37L36 198V200L37 199H39L40 200V202L38 203V204H42V205H44V207H45V205L47 206V204L49 203L48 201L51 199V198H53L54 199V201H55V199H59V198H61V197H64V198H66V196H68L67 194H68V191H67V188L65 187ZM95 183H96V181H95ZM99 183V182H98ZM106 183L108 184V181L106 180ZM119 183V182H118ZM128 183V182H127ZM126 183V184H127ZM174 183H176V182H174ZM181 183V182H180ZM187 183L185 184V186H188L187 185ZM198 183V182H197ZM197 183H195V184H197ZM203 183H205V181H203ZM202 183V180L199 182V184H201V185H204ZM239 183V182H238ZM240 183H242V182H240ZM239 183V184H240ZM15 184H16V182H15ZM21 184V183H20ZM76 183L74 182V185H75ZM79 184V183H78ZM81 184V183H80ZM79 184V185H80ZM83 184H84V182H83ZM83 184H81V185H83ZM88 184V183H87ZM94 184V183H93ZM107 184H105V185H107ZM134 184V183H133ZM132 184V185H133ZM177 184V183H176ZM179 184V183H178ZM198 184V185H199ZM207 185L208 184H210V183H206ZM250 184V183H249ZM258 184H260V185H258ZM78 185V187H79V189H80V186ZM84 185H86V184H84ZM128 186H130L129 184H127ZM131 185V186H132ZM167 185V184H166ZM166 185H164V186H166ZM183 185H184V183H183ZM182 184H181V186H183ZM233 185H235V182L233 183ZM232 185V186H233ZM237 183H236V187H235V189L236 190H239V189H237ZM241 185H243V183L242 184H240V185H238L239 187L241 186ZM248 185V184H247ZM252 186V188L251 187H247L248 189H255V188H257L256 186ZM11 186V185H10ZM57 186V187H58ZM67 186V185H66ZM93 186L94 185H92L91 184V189L93 188ZM172 186H175V185H172ZM179 186H180V184H179ZM196 186V185H195ZM194 186V187H195ZM206 186V185H205ZM211 186H213V185H211ZM225 186V187H224ZM244 186V185H243ZM260 186V187H259ZM13 187H15V186H13ZM56 187V188H57ZM84 187V186H83ZM95 187H97V185L95 186ZM102 187V189H103V186H101ZM110 187V188H109ZM134 188H138V187H135V184H134V186H133ZM176 187H178V186H176ZM197 187V186H196ZM200 187V186H199ZM234 187V186H233ZM233 187L231 188V189H233ZM238 187V188H239ZM245 187H246V185H245ZM253 187H255V188H253ZM22 188V187H21ZM66 188V189H65ZM77 188V187H76ZM98 188V187H97ZM100 188V187H99ZM98 188V189H99ZM118 188H114V190L116 189V191H114L116 194L115 195H113L114 194V192H113V194H110V196H116V195H118L117 193L119 192L120 193V191H118L117 192V190H120V189H118ZM133 188V189H134ZM175 188V187H174ZM185 188V187H184ZM246 188V189H247ZM1 189H3V187L1 188ZM24 189H25V187H24ZM68 189H69V187H68ZM85 189H86V187H85ZM101 189V188H100ZM101 189V190H102ZM106 189V188H105ZM104 189V191H106V190H108V189H106L105 190ZM126 189H127V187H126ZM125 189V190H126ZM200 189V188H199ZM212 189V188H211ZM37 190H39V189H37ZM73 190H75L74 188H73ZM83 189H81V191H82ZM87 190V189H86ZM121 190V191H122ZM129 190H132V189H130L129 188ZM138 190V189H137ZM137 190H136V192H137ZM189 190H191L190 189V187H189ZM189 190H186V191H189ZM197 190V189H196ZM2 191V190H1ZM19 191V190H18ZM51 191V190H50ZM85 191V190H84ZM83 191V192H84ZM128 190H126L125 191V194H127L126 192H127ZM148 191V190H147ZM172 191H174L173 189H172ZM179 191V190H178ZM183 191H184V189H183ZM27 192V191H26ZM34 192H36V194L34 195ZM71 192V191H70ZM75 192H76V190H75ZM77 192H79V191H77ZM87 192V191H86ZM89 192V191H88ZM90 192H93V190L92 191H90ZM99 192V191H98ZM101 192V191H100ZM107 192V191H106ZM130 192V191H129ZM136 192H134V193H136ZM146 192V191H145ZM149 192H151V191H149ZM191 192H193L192 190H191ZM39 195H38V194ZM94 193V192H93ZM93 193H92V196L91 197H95L94 195H93ZM97 192L95 191V194H96ZM105 193V192H104ZM121 193H123L124 194V191H122ZM119 194V195H123V194ZM142 193V192H141ZM184 193V192H183ZM194 193H196V192H194ZM215 193V192H214ZM73 194H75V193H73ZM80 194V193H79ZM84 194V193H83ZM90 194V193H89ZM101 194H103V192L101 193ZM108 194V193H107ZM124 194V195H125ZM145 194V193H144ZM180 194V193H179ZM187 194V193H186ZM189 194H190V192H189ZM191 194H193V193H191ZM191 194H190V197H191ZM27 195V194H26ZM29 195V194H28ZM70 195V194H69ZM91 195V194H90ZM109 195V194H108ZM107 195V196H108ZM130 195V194H129ZM136 195H137V193H136ZM146 195L148 196V194H147V192H146ZM2 196V195H1ZM31 196V195H30ZM41 196V197H40ZM56 196H58L57 198H56ZM88 196V195H87ZM131 196H132V193H131ZM131 196H130V199H133V198H131ZM134 196V195H133ZM143 196V195H142ZM150 196H151V194H150ZM156 196H154V197H156ZM195 196H197L198 197V194L197 195H195ZM195 196H193V197H195ZM4 197V196H3ZM25 197V196H24ZM47 197V198H46ZM55 197V198H54ZM119 197V196H118ZM127 197V195H125V198L124 199H127L126 198ZM136 197V196H135ZM138 197V196H137ZM32 198V197H31ZM89 198V197H88ZM101 198H102V196H101ZM108 198V197H107ZM111 198H113V197H111ZM119 198H122V197H119ZM139 198V197H138ZM141 198V197H140ZM140 198H139V200H140ZM148 198H149V196H148ZM152 198V197H151ZM192 198V197H191ZM14 199V198H13ZM69 199V198H68ZM114 199H117L116 197L114 198ZM123 199V198H122ZM123 199V200H124ZM27 200V199H26ZM29 200V199H28ZM60 201L62 200V199H59ZM64 200V199H63ZM84 200H85V198H84ZM88 200V199H87ZM108 200V199H107ZM136 200H137V198H136ZM208 200V199H207ZM33 201V200H32ZM47 201V202H46ZM69 201V200H68ZM68 201H65V202H68ZM99 201V200H98ZM112 201H113V199H112ZM115 201V200H114ZM116 201H118V200H116ZM116 201H115V203H116ZM133 201V200H132ZM193 201V200H192ZM0 202H2V201H0ZM26 202V201H25ZM53 202V201H52ZM58 202V201H57ZM56 202V203H57ZM79 202H80V200H79ZM124 202H126V205H127V203H129V200L127 199L126 201L124 200ZM124 202L122 201V204H123V206H125V204H124ZM136 201H134L133 203H135ZM142 202H144V200L142 201ZM190 202V201H189ZM61 203H64V202H61ZM61 203H60V206H61ZM81 203V202H80ZM119 203V202H118ZM121 203V202H120ZM132 203V202H131ZM132 203V204H133ZM186 203V202H185ZM3 204V203H2ZM27 204V203H26ZM36 204V203H35ZM34 204V205H35ZM78 204V203H77ZM130 204V203H129ZM131 204V205H132ZM138 204H139V201H138ZM137 204V205H138ZM191 204V203H190ZM50 205H52L51 204V202H50ZM54 205H55V203H54ZM57 205H58V203H57ZM63 205V204H62ZM105 205H107V204H105ZM134 205V204H133ZM132 205V206H133ZM18 206V205H17ZM31 206V205H30ZM39 207H36V208H32V207H30L29 209L27 208H25L26 210H22V209H24L23 207H20V208H22V209H20L21 211H23V212H18L17 214L18 215H16V213L13 215L12 213V216L11 215H9V217L7 218V217H5L6 219H2V220H0V258H1V256L4 254V255H6L5 254V252L3 251V250H6V241L9 239V240H11V241H13V238H11L13 235H16L15 233H17L18 231V233H17V235H16V237L18 236V234H21V237L23 238V237H25L24 235H26V234H24L25 232H24V230L26 229H23L24 228V224L25 223H27L28 221H29V219H30V215L33 213H36V209L37 210H39V211H41V210H44V208L43 209H41V206L40 205H38ZM65 206H67V205H65ZM64 206V208H66ZM69 206V205H68ZM67 206V207H68ZM78 209L79 208H81V205H79L78 204ZM121 207H123L122 205H120ZM120 206H118V208L120 209ZM132 206H130V207H132ZM4 207V206H3ZM25 207V206H24ZM56 207H58V206H56ZM130 207H129V210L130 211H134L135 210V208H136V205L134 206V208H132V209H130ZM46 208V207H45ZM60 208H62V207H60ZM69 208V207H68ZM105 208V207H104ZM118 208H116L117 210H118ZM4 209V208H3ZM53 209V208H52ZM54 209H55V207H54ZM154 209V208H153ZM170 209H172V208H170ZM170 209H168V212H166V213H164V214H160V215H155V216H153V214L152 213H148L149 214V217H147L146 219H145V221H143V222H125V221H121V220H119V222L117 221V222H115V223H119L118 225H120V226H118L117 224V227H120V228H122L121 230H122V235H123V233L124 232H127V233H130L131 234V237H133V235H135V234H137V236H139L141 233L143 234V235H145V237L147 236L148 237V235H149V233H150V231L151 230H162V229H164V228H166V224L169 222V221H171V218H172V215L173 214H170V212H171V210ZM256 211H257V213L258 214H256V215H254V216H250L249 217V225L248 224H243V226H242V234H243V236H244V234L245 233H249V232H255L256 231V229H258V228H260V229H262L263 230V228L262 227H264L263 225L264 224H262L263 222H264V216H262V215H264V201H258V203L256 204ZM19 209H18V211H20ZM69 210V209H68ZM75 210H76V208H75ZM45 211H47V210H45ZM44 211V212H45ZM48 211H49V209H48ZM81 211V210H80ZM158 211V210H157ZM50 212V211H49ZM116 212V211H115ZM119 212V211H118ZM151 212H156V211H151ZM48 213V212H47ZM79 213V212H78ZM172 213V212H171ZM213 214H211L210 216H207V217H205L202 221V223H200V225L196 228V230L194 231V232H191V231H185L184 233L182 232V235H181V237H180V239H179V241L177 240L173 245V247L174 248H168L167 250H166V255H167V253H168V257H170V256H173V255H171V254H174L175 255V257H176V255L177 256H179L180 255V260L181 261H186V263L184 262V263H182V264H194V262H195V264L196 263H198L199 261H200V263L202 262V263H204V264H213V263H215V262H217V261H219V263H220V261H221V259L222 258H225V260L226 259H228V255L229 254H231V253H224L225 254V257H224V255H223V257L222 258H220V260H219V258H218V255H216L217 253H214L215 252V250H214V252H211L209 249L210 248H214L213 246H212V242H211V240L214 238V237H212V235H209V229L210 228H214V227H212L211 226V224L209 225V222H214V215L216 214H214V212H212ZM218 213V212H217ZM21 214V215H20ZM41 214V213H40ZM44 214H46V213H44ZM49 214V213H48ZM83 214H85V213H83ZM112 214H115L116 216H117V214L116 213H112ZM197 214V213H196ZM16 215V216H15ZM39 215V214H38ZM42 215H43V212H42ZM42 215H41V217H42ZM78 215V214H77ZM79 215H81L82 216V212H81V214H79ZM218 215H219V217H220V214L218 213ZM35 216H36V214H35ZM48 216V215H47ZM148 216V215H147ZM174 216V215H173ZM194 216V215H193ZM50 217V216H49ZM216 217V216H215ZM32 218V217H31ZM45 218V217H44ZM81 218V217H80ZM118 218V217H117ZM25 219H26V222L24 223V221H25ZM36 219H38L37 217H36ZM46 219V218H45ZM70 219V221H72V219L71 218H69ZM34 220V219H33ZM39 220V219H38ZM50 220H52V219H50ZM117 220V219H116ZM176 220V219H175ZM193 220H194V218H193ZM196 220V219H195ZM248 220V219H247ZM40 221V220H39ZM42 221H44L43 219H41V222ZM69 221V222H70ZM197 221H199V219H197ZM21 222H23V223H21ZM68 222V223H69ZM91 222V221H90ZM92 222H93V220H92ZM96 222V221H95ZM98 222V221H97ZM175 222V221H174ZM21 223V224H20ZM31 223H34V222H31ZM44 223H45V221H44ZM86 223V222H85ZM146 223V224H145ZM194 223H196V221L194 222ZM23 224V225H22ZM41 224V223H40ZM53 224H55V222H53ZM63 224V223H62ZM65 224V223H64ZM88 224V223H87ZM196 224H198V223H196ZM214 225H216L215 224V222L213 223ZM212 224V225H213ZM36 225V224H35ZM45 225V224H44ZM50 225L52 226V224H51V221H50ZM56 225V224H55ZM84 225L85 224H83V226L82 227H84ZM97 225V224H96ZM172 225H173V223H172ZM171 225V226H172ZM176 225V224H175ZM174 225V226H175ZM242 225V224H241ZM241 225H239V226H241ZM26 226H28V225H26ZM43 226V225H42ZM51 226H48V227H51ZM57 226V225H56ZM64 226V225H63ZM62 226V227H63ZM122 226V227H121ZM167 226H169V225H167ZM173 226V227H174ZM194 226V225H193ZM218 226V225H217ZM221 226V225H220ZM23 227V228H22ZM30 227V226H29ZM55 227V226H54ZM58 227V226H57ZM59 227H61V226H59ZM58 227V228H59ZM183 227V226H182ZM208 227H210V228H208ZM216 227V226H215ZM32 228V227H31ZM47 228V227H46ZM52 228V227H51ZM93 228V227H92ZM116 228V227H115ZM33 229H35L34 227H33ZM43 229V228H42ZM118 229V228H117ZM216 229V228H215ZM31 230V229H30ZM36 230H38V228L36 229ZM40 230H41V228H40ZM46 230V229H45ZM44 230V231H45ZM52 230V229H51ZM53 230H56V229H53ZM60 230V229H59ZM72 230V229H71ZM89 230H91V229H89ZM95 230V229H94ZM93 229H92V231H94ZM116 230V229H115ZM120 230V229H119ZM219 230V229H218ZM46 231H48V230H46ZM113 230H111V232H112ZM118 231V230H117ZM167 231H169V230H166V232L165 233H167L168 235H166L167 236V238L168 237H170V235H169V232H167ZM174 231V230H173ZM211 231V230H210ZM215 231V230H214ZM27 232H28V230H27ZM43 232V231H42ZM55 232V231H54ZM70 232V231H69ZM68 232V233H69ZM82 232V231H81ZM80 231L78 232V234L80 233L81 234V236H83L82 235V233H81ZM91 232V231H90ZM98 232V231H97ZM121 232V231H120ZM160 232V231H159ZM162 232V231H161ZM212 232V231H211ZM219 232V231H218ZM257 232V231H256ZM256 232H255V234H256ZM261 232V231H260ZM23 233V234H22ZM29 233V232H28ZM38 233V232H37ZM76 233V232H75ZM94 233V232H93ZM99 233V232H98ZM126 233V234H127ZM215 233V232H214ZM262 233V232H261ZM31 234V233H30ZM35 234V233H34ZM33 234V235H34ZM51 234V233H50ZM55 234V233H54ZM66 234H67V232H66ZM77 233H76V235H77V237L79 236V237H81L80 235H78ZM111 234H113V233H111ZM126 234H124V235H126ZM139 234V235H138ZM161 234V233H160ZM159 234V235H160ZM162 234H164V233H162ZM175 234V233H174ZM177 234V233H176ZM175 234V235H176ZM258 234V233H257ZM256 234V235H257ZM23 235V236H22ZM40 235V234H39ZM75 235V234H74ZM105 236H106V233L104 234ZM159 235H157L158 237H161V236H159ZM262 234H260V236H261ZM35 236H36V234H35ZM87 236V235H86ZM104 236V237H105ZM113 236V235H112ZM129 236V235H128ZM137 236H135L134 238L136 239V237ZM151 236H155L154 237V239H153V237L151 238L150 236V238H145L146 239V241H147V243H148V240H154L155 242L157 241L155 238H157L156 237V234L154 235V233L152 232V234H151ZM263 236V235H262ZM14 237V236H13ZM43 237V236H42ZM68 237V236H67ZM85 237V236H84ZM89 237V236H88ZM87 237V238H88ZM114 237H116V236H114ZM123 237V236H122ZM125 238L124 239H127L128 237H127V235L126 236H124ZM127 237V238H126ZM130 236H129V238H131ZM140 237V236H139ZM163 237V236H162ZM164 237H165V235H164ZM172 237H173V235H172ZM233 237H235V239H236V237L237 236H233ZM258 237H259V235H258ZM17 238H20V236H18ZM22 238H20L21 240H22ZM26 238H27V235H26ZM36 238V237H35ZM41 238V237H40ZM64 238H65V236H64ZM70 238H72V235L69 237V239ZM82 238V237H81ZM86 238V239H87ZM101 239H104V238H102V237H100ZM108 238H109V236H108ZM107 237L105 238V239H108ZM138 238V237H137ZM171 238V237H170ZM174 238V237H173ZM260 239H261V237H259ZM16 239V238H15ZM31 239H32V237H31ZM30 239V240H31ZM37 239V238H36ZM77 239V238H76ZM76 239H73L72 238V240L73 241H76ZM101 239H99V240H101ZM116 239V238H115ZM131 239H133V238H131ZM148 239V240H147ZM162 240H159V241H162V243H163V241H164V239L163 238H161ZM217 239V238H216ZM215 239V240H216ZM249 239H250V237H249ZM248 239V240H249ZM262 239H263V237H262ZM27 240H28V238H27ZM57 240V239H56ZM62 241H64V242H70L69 240H66V238H65V240L64 239H61ZM89 240V239H88ZM87 240V241H88ZM116 240H118V238L116 239ZM123 240V239H122ZM138 240H139V238H138ZM252 240V239H251ZM253 240H254V238H253ZM259 240V239H258ZM11 241H7V242H11ZM16 242H17V240H15ZM14 241V242H15ZM35 240H33V242H34ZM62 241L60 242V244L62 243ZM78 241L80 242L81 241V239L79 240L78 239ZM83 241V240H82ZM81 241V242H82ZM86 241V240H85ZM86 241V242H87ZM105 241V240H104ZM125 241V240H124ZM145 241V240H144ZM145 241V242H146ZM235 241V240H234ZM262 241V240H261ZM19 242V241H18ZM30 242V241H29ZM57 242V241H56ZM77 242V241H76ZM80 242V243H81ZM100 242V241H99ZM101 242H102V240H101ZM105 242H107V241H105ZM128 240H127V245H128ZM158 242V241H157ZM30 243H32V242H30ZM37 243H39V242H37ZM48 243V242H47ZM83 243V242H82ZM103 243V242H102ZM112 243V242H111ZM165 243H170L169 242V240L168 241H165ZM223 243H225L224 244V247L227 249V251H231L232 249H228L229 247H227V245L230 243V241H228V240H226L225 239V242H223ZM232 243V242H231ZM247 243L249 244V243H251V241H247ZM253 243V242H252ZM9 244V243H8ZM49 244H50V241H49ZM52 244V243H51ZM69 244V243H68ZM78 243H76L75 245H77ZM86 244V243H85ZM104 244V243H103ZM146 244V243H145ZM144 243L143 244H141L140 245V247L141 246H143V245H145ZM170 244H172V243H170ZM247 244V245H248ZM262 244V243H261ZM70 245H71V243H70ZM117 245V244H116ZM157 245H160V244H157ZM162 246L164 245V244H161ZM215 245H217V244H215ZM242 245H244V244H242ZM242 245H241V247H242ZM252 245H254V244H251V246ZM28 246V245H27ZM33 246V245H32ZM36 246H38V245H36ZM46 246H49V245H46ZM74 246V245H73ZM80 246V245H79ZM112 246V245H111ZM218 246V245H217ZM234 246H235V244H234ZM238 246H240V243H239V245ZM5 247V248H4ZM10 247H12V246H10ZM31 247V246H30ZM34 248H35V246H33ZM75 247H77V246H75ZM135 247V246H134ZM144 247V246H143ZM153 247V246H152ZM170 247H172V245L170 246ZM219 247V246H218ZM248 247V246H247ZM29 248V247H28ZM27 248V250H29L30 251V249H28ZM33 248V249H34ZM145 248V247H144ZM144 248H142V250L143 251H145V249ZM224 248V250H226ZM246 248V247H245ZM43 249H45V248H43ZM70 249V248H69ZM72 249L74 250V248L72 247ZM137 249H139V248H137ZM166 249V248H165ZM164 249V250H165ZM172 249V250H171ZM239 249H241V248H239ZM238 249V250H239ZM12 250V249H11ZM76 250H77V248H76ZM158 250V249H157ZM219 249H216V251L217 252H220L221 250H219ZM251 252H252V248L251 249H249ZM258 250H260V249H258ZM263 250V249H262ZM262 250H260L261 252H262ZM10 251V250H9ZM25 251H26V249H25V246L24 247H20V249L12 256V257H9V260H8V257H7V262H6V264H26L28 261H31V260H28V258L30 257H27L28 256V254H31V251H30V253H28V251L26 252L27 253V255L26 254H24L25 253ZM66 251H68V249H66ZM77 251H79V250H77ZM243 251V250H242ZM246 251V250H245ZM247 251H248V248H247ZM250 251H248V252H250ZM255 251V250H254ZM73 253V251H69V253L70 254H72ZM148 253L149 254V252H148V250L147 251H145V252H143V253ZM237 252V251H236ZM241 252V251H240ZM260 252V253H261ZM33 253V252H32ZM137 253V252H136ZM142 253V254H143ZM152 253H154V252H152ZM159 253V252H158ZM157 253V254H158ZM163 253V252H162ZM165 253H163L162 255H164ZM239 253V252H238ZM243 254H244V252H242ZM241 253V254H242ZM259 253V252H258ZM19 254V255H18ZM66 254V253H65ZM69 254V255H70ZM150 254H151V252H150ZM233 255H234V252L232 253ZM250 254V253H249ZM257 254V253H256ZM76 255V254H75ZM74 255V256H75ZM153 256H154V254H152ZM156 255V254H155ZM160 255H161V253H160ZM165 255V256H166ZM184 255H188L187 257H185ZM191 257H190V256ZM232 255V256H233ZM236 255V254H235ZM240 255V254H239ZM261 255V254H260ZM68 256V255H67ZM145 256V255H144ZM147 256V255H146ZM220 256V255H219ZM249 256V255H248ZM26 257H27V259H26ZM148 257H149V255H148ZM152 257V256H151ZM175 257H173V258H175ZM190 258V261H189V258ZM231 257V256H230ZM252 257V256H251ZM257 257V256H256ZM3 258H4V256H3ZM150 258V257H149ZM157 258V257H156ZM178 258V257H177ZM236 258H239L238 256L236 257ZM249 258V257H248ZM231 259V258H230ZM243 259H244V257H243ZM26 260H28V261H26ZM170 260V259H169ZM180 260H178V263H179V261ZM224 260V261H225ZM245 260V259H244ZM246 260H247V258H246ZM250 260V259H249ZM153 261V260H152ZM171 261H174V260H171ZM229 261V260H228ZM227 260L225 261V262H228ZM231 261V263H232V261H234V260H230ZM229 261V262H230ZM238 261V260H237ZM236 261V263H234V264H238L239 262H237ZM253 261V260H252ZM261 261V260H260ZM1 262V261H0ZM32 262V261H31ZM38 262V261H37ZM36 262V264H38ZM48 263H45V264H50L49 262H52V260L49 258L48 259V261H47ZM176 262H177V260H176ZM175 262V264H177ZM241 262V261H240ZM244 262V261H243ZM230 263V264H231ZM261 263V262H260ZM0 264H4V263H0ZM39 264H40V262H39ZM129 264H135V263H129ZM259 264V263H258Z\"/></svg>", "mask_w": 264, "mask_h": 264}, {"label": "crops", "instance_id": "crops-1", "mask_svg": "<svg viewBox=\"0 0 264 264\" xmlns=\"http://www.w3.org/2000/svg\"><path fill=\"white\" fill-rule=\"evenodd\" d=\"M72 86H73V85H69L68 87L70 88V87H72ZM99 86H100V84H99ZM68 87H67V88H68ZM67 88H66V89H67ZM66 89H65V90H66ZM100 89H101V87H100ZM174 94H175V93H174ZM101 98L103 99V97H101ZM104 99H106V98H104ZM174 102H176V100H174ZM174 102H170V103L172 104V103H174ZM104 103H105V102H104ZM146 103H147L148 106H149V103H151V102H147V101H146V102L142 103L141 106H145ZM163 103H168V102L165 101V102H163ZM163 103H160V104L163 105V106H165ZM170 103H169V104H170ZM160 104H159V105H160ZM161 105H160V106H161ZM148 106H147V107H148ZM100 107H101V106H100ZM145 108H146V107H145ZM150 108H151V107L149 106V107H148V110H149ZM156 108H158V107H156ZM20 111H22V112H31V113H34V112H35V113H37V112H43V113H45V114H48V115H46V117H47V116H50V114H49L48 111H45V110H42V109H30V110H29V109H27V110L20 109ZM173 156L176 157L175 154H173ZM174 157H173V158H174ZM236 191H238V190H236ZM163 200H164V198H159V199H158V201H160L161 203L164 202Z\"/></svg>", "mask_w": 264, "mask_h": 264}]
</instances>
